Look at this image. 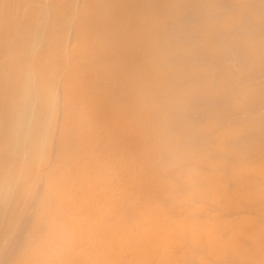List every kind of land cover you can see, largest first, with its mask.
<instances>
[{
	"label": "bare ground",
	"instance_id": "1",
	"mask_svg": "<svg viewBox=\"0 0 264 264\" xmlns=\"http://www.w3.org/2000/svg\"><path fill=\"white\" fill-rule=\"evenodd\" d=\"M73 1V0H71ZM68 0L67 1H63V0H0V57H5L6 59H4L6 65L8 66L9 70V74L7 76V78H4L2 75V71L1 69L3 70V68L6 66L3 65V63L0 64V67L3 65L2 68H0V126H1V129H0V211H2V215H0V231H1V225L5 228V232L3 231L2 234L4 233H8L11 229H6L9 225V223L11 224L9 227L12 226V220H13V223H14V216L16 218V216L18 215H15L16 212H18L17 210H21V200H20V197H21V191L22 190H25V188H23V181H24V178H22V175L24 174L23 170L25 168H27V172L28 170H32L33 169V166L34 163L36 160L38 161V156L36 155H39L42 153L43 155V150H44V144L47 142V137H46V134L48 135V127H50L48 123H50V121L52 120L51 117L53 116L52 115V109L54 108L53 106L55 105V97H54V85H55V82H56V78L58 77L57 72H60L58 71V68L61 69L62 68H65L66 64L70 63V60L73 59V63L76 61L78 64L76 65H73L72 63L69 65V66H72V68L68 69H61L65 72V70H68L66 71L65 73H63V75L67 74V77L64 76V78L66 77V81L64 80V83L65 85L63 84L62 86L63 89L65 90V95H66V100H65V103H66V107H67V111L65 110V112L67 113V118L66 120L64 121V124L63 127L65 128V126H67L68 128H72V126L78 128V131L79 132H76V133H79V139H78V143L79 142H83L84 140L86 141L88 139V142L89 140L91 139V137L95 138L96 140V136H100V135H95V132L98 130L102 131V132H106V131H110L109 129H111L112 125L115 123V122H118V120L120 119H125V124L126 123H129L131 122L133 127L130 126L131 128H135V131L133 129H128V131L125 133V131L127 130L128 128V124H126V130L122 133H124V146L126 145L129 149L128 151L130 152V158L131 156H134L136 154V151H138L139 153L143 152V151H139V149L141 148L142 150H144V152H146L147 154L151 155L154 154L157 150V147L159 145V140H150L148 137L149 135H152V134H147V132L149 130V126L152 125L151 124V121L153 120V117L152 115L150 116V112L149 111H153V110H159L162 106H165L166 109H169L171 108L170 106L173 105V103L176 101L175 98L178 96V97H184V96H187L185 97L186 101H187V98H188V94L186 93V91L184 90H180L178 89V86H181V85H178L179 82H178V75L177 73L175 72V70H172L174 67L170 68V63H169V57L172 53V46L170 44V40L168 38V35L167 33H165L164 31L160 32L161 30V26L166 22V21H170V11H168L169 14H167V8H168V5L169 7L171 5L174 4V2L176 3V0H172L171 1V5L168 4L167 7H165L164 5H162V2L161 3V0H88L89 2H86L87 6H84V9L83 7H80L82 8V10H80V8L78 7L77 10L79 11H82L79 15H78V12H76V7L74 2L76 0L73 1V3ZM87 1V0H86ZM205 1V4H209L210 6L213 5L214 1L215 0H204ZM202 1V2H204ZM226 1V0H224ZM77 2V1H76ZM178 2V1H177ZM184 2V0H183ZM199 2V1H198ZM201 2V3H202ZM70 3V4H69ZM72 3V5H71ZM186 3V1L184 2ZM183 3V5H184ZM69 4V5H68ZM84 3V5H86ZM176 4H180L182 5L181 1L179 3H176ZM197 4V3H196ZM203 4V3H202ZM77 5V3H76ZM175 5V4H174ZM83 6V5H82ZM185 6V5H184ZM183 6V8H184ZM174 7V6H173ZM178 7V6H176ZM182 7V6H181ZM75 8V9H73ZM172 8V7H171ZM186 8V7H185ZM215 8V7H214ZM75 10V14L73 10ZM179 9V8H178ZM176 9V11L178 10ZM73 11V13H72ZM183 11V10H182ZM174 13V12H172ZM178 13V11H177ZM74 15H77V16H74ZM172 15V14H171ZM176 15V14H175ZM180 15V14H179ZM234 15V14H233ZM242 15V14H241ZM240 15V16H241ZM252 25H250L251 29L250 30H256V31H262L264 32V15H258V14H252ZM73 16V17H72ZM177 16V15H176ZM236 15H234L235 17ZM173 17V16H171ZM233 16L229 18H227L226 20H223L224 21V27L225 26H228L231 22H233L234 18ZM75 18V20H74ZM177 18V17H175ZM174 18V19H175ZM238 19V18H237ZM236 19V20H237ZM177 20V19H176ZM173 21V19H172ZM222 21V22H223ZM72 22H74L75 25H73L74 27L76 26V28H74L75 32H76V41H78V45L76 44V50L75 52H72L69 54V56H66V48L63 47L64 46V38L66 37L65 33H64V30L65 28L67 27L68 28V24H73ZM171 22V21H170ZM174 22V21H173ZM168 23V22H167ZM172 23V22H171ZM170 23V25H171ZM69 24V25H70ZM178 24V23H177ZM182 24V23H181ZM206 24V23H205ZM166 25V24H165ZM179 25V24H178ZM193 25V24H192ZM72 26V27H73ZM169 26V25H168ZM176 26V25H175ZM71 28V26H69ZM164 27V25H163ZM188 27V26H187ZM160 28V29H159ZM167 28V27H166ZM173 28V27H171ZM186 28V27H185ZM191 28V27H190ZM195 28V27H194ZM197 28V27H196ZM200 28V27H199ZM205 28V27H204ZM168 29V28H167ZM189 29V28H188ZM208 29V28H207ZM67 30V29H66ZM65 30V31H66ZM69 30V28H68ZM71 30V29H70ZM164 30V29H163ZM173 30V29H172ZM187 30V29H186ZM185 30V31H186ZM198 30V29H197ZM201 30V29H200ZM166 31V30H165ZM174 31V30H173ZM191 31V30H190ZM239 31V30H238ZM167 32V31H166ZM170 32H171V29H170ZM237 31H235L236 33ZM67 33V32H66ZM169 33V32H168ZM189 33V32H188ZM243 33V32H241ZM185 35H187L185 32L183 33ZM189 35V34H188ZM240 35V34H239ZM238 35V36H239ZM65 36V37H64ZM68 36V35H67ZM171 36V34H170ZM184 36V35H182ZM213 36V35H212ZM74 37V38H75ZM180 37V36H179ZM174 38V36H173ZM178 38V37H177ZM186 38V37H185ZM184 38V40H185ZM204 38V36L202 37ZM208 38V35L207 37H205V39ZM172 39V38H170ZM180 39V38H179ZM175 41V42H178V40ZM213 39V38H211ZM67 40V39H66ZM65 40V42H66ZM183 40V41H184ZM208 40V39H207ZM73 41V39H72ZM182 41V40H181ZM198 41V40H197ZM210 41V40H209ZM209 41H205L204 43V49L207 51V52H210L211 50L215 49V46L213 45L212 42H209ZM249 41V40H248ZM203 42V40L201 41ZM173 43V41H172ZM187 43V42H185ZM196 43V42H195ZM66 44V43H65ZM176 44V43H174ZM173 44V46H174ZM198 44V43H197ZM216 44V43H215ZM177 45V44H176ZM224 45L228 48V49H231L233 50L232 51V59H236L237 61L236 62H240L239 63V66H243V67H246V66H258L261 65V61L258 60L260 58H258V50L255 46H264V39H259V38H255V39H252L251 42H246L245 43V46L243 48H240L238 45H235V43H224ZM66 46V45H65ZM180 46V45H179ZM185 46V45H184ZM197 46V45H196ZM202 46V44H201ZM176 47V46H174ZM181 47V46H180ZM194 47V46H193ZM65 48V49H64ZM179 48V47H178ZM183 49H179V51L183 50V51H186L184 49V47H182ZM200 48V47H199ZM264 48V47H262ZM198 49V48H197ZM202 49V48H201ZM202 49V50H204ZM217 49V48H216ZM257 51H256V50ZM64 50H65V53H64ZM176 51V50H175ZM178 51V50H177ZM182 51V53H183ZM193 51V50H192ZM215 51V50H214ZM187 52V51H186ZM190 52V51H189ZM188 52V53H189ZM204 52V51H202ZM69 53V52H68ZM176 53V52H175ZM206 53V52H205ZM215 53V52H214ZM66 54V55H65ZM173 54V53H172ZM192 54V53H191ZM210 54V53H209ZM180 55V54H179ZM215 55V54H213ZM222 55V54H221ZM172 56V55H171ZM178 56V55H177ZM201 56V55H200ZM209 56V55H207ZM68 57L69 60L67 59ZM211 57V56H210ZM80 58V63L79 61H77L76 59ZM83 58V60L81 59ZM172 58V57H171ZM179 58V57H178ZM207 59H209L208 57H206ZM1 59V58H0ZM187 59V58H186ZM204 59V58H203ZM213 57H211L210 60H212ZM66 60H68L66 63ZM172 60V59H171ZM185 60V58H184ZM189 60V58H188ZM82 61V62H81ZM190 61V60H189ZM175 62V61H174ZM182 62V61H181ZM4 63V64H5ZM66 63V64H65ZM184 63V62H183ZM223 63V62H222ZM258 63V64H257ZM192 64V62L190 63ZM66 65V66H64ZM173 65V64H172ZM182 65V64H181ZM184 65V64H183ZM64 66V67H63ZM68 66V67H69ZM174 66V65H173ZM194 65H192L193 67ZM186 67V66H185ZM188 67V68H187ZM186 68H183V70L180 72L181 73V76H189L190 74H194L193 71H196L194 68H189V64L187 65ZM195 67V66H194ZM198 68V67H197ZM59 69V70H60ZM202 69V68H201ZM209 69V68H208ZM181 70V69H180ZM179 71V70H178ZM199 71V69L197 70ZM201 72V71H200ZM213 72V71H212ZM205 73V72H204ZM189 74V75H188ZM197 75V74H196ZM6 76V75H5ZM185 76V77H186ZM193 76V75H191ZM201 76V75H200ZM190 77V76H189ZM199 77V76H198ZM202 77V76H201ZM195 78V77H193ZM187 80V79H185ZM203 80V79H202ZM198 81V80H197ZM207 81V80H206ZM178 82V83H177ZM182 82V81H181ZM57 83V82H56ZM185 83V82H183ZM193 82H191L192 84ZM195 83V82H194ZM204 84V83H203ZM183 85V84H182ZM188 85V84H187ZM260 85V86H259ZM258 85V88H255L253 90L251 89H248L249 91H251V94L255 95L254 93H257L258 97L260 96V99L262 97H264V83H260ZM203 86V85H202ZM183 87V86H182ZM190 87V86H188ZM180 88V87H179ZM199 88V87H198ZM197 88V89H198ZM59 89V88H58ZM201 89V88H200ZM207 89V88H206ZM57 90V89H56ZM60 90V89H59ZM62 90V89H61ZM180 91V92H179ZM248 91V92H249ZM57 92V91H56ZM188 92V91H187ZM61 93V92H60ZM127 95L128 99H127V102L126 103H122L120 102V99L119 96L120 95ZM64 95V94H63ZM190 95V94H189ZM262 96V97H261ZM126 97V96H125ZM197 97V96H196ZM212 97V96H211ZM228 96H225L224 97V104H228ZM179 98V99H180ZM214 98V97H213ZM221 98V97H220ZM123 99H125L123 97ZM177 99V98H176ZM183 99V98H182ZM257 99V98H256ZM175 100V101H174ZM217 100V99H216ZM230 100V99H229ZM123 101V100H121ZM178 101V99H177ZM185 101V100H184ZM192 101V100H191ZM223 101V99H222ZM228 101V102H227ZM256 102L258 100H255ZM182 102V101H181ZM255 102V103H256ZM60 103V102H59ZM232 103V102H231ZM235 103V102H234ZM253 103V104H255ZM262 103V101H261ZM182 104V103H181ZM257 104V103H256ZM260 104V103H259ZM178 105V104H176ZM191 105V104H189ZM230 105L232 108H239L237 105L235 104H228ZM175 106V105H174ZM173 106V107H174ZM229 106V107H230ZM255 106V105H254ZM62 107V106H61ZM64 107V106H63ZM165 107H162L165 109ZM58 108V107H57ZM65 109V108H64ZM181 109V108H180ZM185 109V108H184ZM177 110V109H176ZM161 111V109H160ZM159 111V113H160ZM167 111V110H166ZM164 111V112H166ZM171 111V110H169ZM183 111V110H182ZM239 111V110H238ZM62 112V111H61ZM163 112V110H162ZM161 112V113H162ZM163 112V113H164ZM172 112V111H171ZM184 112V111H183ZM181 112V113H183ZM152 113V112H151ZM160 113V114H161ZM169 113V112H168ZM176 113V112H175ZM178 113V112H177ZM180 113V111H179ZM55 114V113H54ZM155 114H157L155 112ZM167 114V113H166ZM66 115V114H65ZM64 115V116H65ZM63 116V115H62ZM155 116V115H154ZM165 116V115H164ZM175 116H178L175 115ZM50 117V119H49ZM157 117V116H156ZM172 117V116H171ZM183 117V116H182ZM155 118V117H154ZM159 118V117H158ZM161 118V117H160ZM170 118V116H169ZM168 119V118H167ZM171 119V118H170ZM49 120V121H48ZM54 120V119H53ZM157 120V118H156ZM155 120V121H156ZM164 120V119H163ZM61 121V120H60ZM61 121V122H63ZM162 121V120H161ZM168 121H171V120H168ZM52 122V121H51ZM56 122V121H55ZM89 123L90 125V128L86 127L85 126V123ZM160 122V121H159ZM158 122V123H159ZM175 122V121H174ZM257 122H260L259 126L256 127H252V129H249V130H252L250 131L251 132V135L253 136H248V137H241V139H238V144L236 145V147L238 146V149L240 152V156H241V160L242 161L241 163H243L245 165V162L247 160V163L248 161L251 162L250 159H253L254 156H252L253 154L254 155H257V153L255 154V151L254 150V146H253V143L251 144L248 140L249 138L251 137H254L256 136L257 138H264V117H262V120L260 119L259 121ZM256 122V123H257ZM119 123V122H118ZM130 123V125H131ZM157 123V121H156ZM171 123V122H170ZM117 125V123H115ZM180 124V123H179ZM242 124V123H241ZM253 124V123H252ZM115 125V126H116ZM122 125V124H121ZM154 125V124H153ZM247 125V124H246ZM166 126V125H165ZM164 126V127H165ZM168 126V125H167ZM66 127V128H67ZM117 127V126H116ZM124 128V126H122ZM129 127V128H130ZM159 127V126H158ZM172 127V126H171ZM180 127V126H179ZM51 128V127H50ZM60 128V127H59ZM86 128L88 130H86ZM161 128V126H160ZM47 129V130H46ZM90 129V131H89ZM113 129V128H112ZM166 129V128H165ZM247 129V130H248ZM66 130V129H65ZM64 130V133L66 134ZM74 130V129H73ZM117 130V129H115ZM124 130V129H123ZM153 131V129H151ZM160 130V129H159ZM167 130V129H166ZM172 130V129H171ZM183 130V129H182ZM181 130V131H182ZM68 131V130H66ZM71 131V130H70ZM68 131V132H70ZM77 131V130H76ZM112 131V130H111ZM130 131H133L135 133H132ZM243 131V130H242ZM52 132H53V129H52ZM51 132V133H52ZM60 133V131H58ZM63 132V131H61ZM101 132V133H102ZM116 132V131H115ZM148 132V133H149ZM163 131L161 130V133ZM167 132V131H166ZM169 132V130H168ZM171 132V131H170ZM233 132V131H232ZM240 132V131H239ZM244 132V131H243ZM72 133V132H71ZM98 133V132H97ZM122 133H121V136H122ZM245 133V132H244ZM50 134V132H49ZM53 134V133H52ZM68 134V133H67ZM70 134V133H69ZM160 134V133H159ZM168 134V133H167ZM105 135V134H103ZM102 135V136H103ZM109 135V134H108ZM164 135V134H163ZM173 135V134H172ZM227 135V134H226ZM239 135V134H238ZM245 136H247L246 134H244ZM243 135V136H244ZM249 135V134H248ZM61 136V135H60ZM70 136V135H69ZM113 136V135H112ZM118 136V135H116ZM154 136V134H153ZM158 136V135H156ZM50 137V136H49ZM62 137H64L62 135ZM74 138V135L72 136ZM106 137V135H105ZM160 137V136H159ZM178 137V136H177ZM235 137V136H234ZM46 138V139H45ZM77 138V137H76ZM75 138V139H76ZM152 138V137H150ZM163 138V136H162ZM168 138V137H166ZM230 138V137H229ZM44 139L46 142H44ZM66 139V138H65ZM68 139V138H67ZM71 139V138H69ZM98 139V138H97ZM100 139V138H99ZM102 139V137H101ZM113 139V138H112ZM116 139V138H114ZM119 139H121V137H119ZM123 139V138H122ZM121 139V140H122ZM155 139V138H154ZM159 139V138H158ZM161 139V138H160ZM222 139V138H221ZM63 140V139H62ZM73 140V139H72ZM93 140V139H91ZM93 140V141H95ZM109 140V139H108ZM119 140V142L121 141ZM138 140L137 142V148L138 150H136V145H133L134 142ZM163 139H161L160 141H162ZM166 140H169V139H166ZM165 140V141H166ZM176 140V139H175ZM227 140V139H226ZM65 141V140H63ZM77 142V140H75ZM74 141V142H75ZM84 141V142H85ZM97 141V140H96ZM113 141V140H112ZM171 141H173L171 139ZM182 141V140H181ZM215 141V140H214ZM44 142V143H43ZM62 142V141H61ZM72 142V141H71ZM87 142V141H86ZM118 142V143H119ZM123 142V141H122ZM191 142V141H190ZM216 142V141H215ZM233 142V140H232ZM232 142H231V145H232ZM262 142V140H261ZM43 143V145H42ZM63 143V142H62ZM91 143V142H90ZM98 143V142H97ZM101 143V142H100ZM111 143V142H110ZM214 143V142H213ZM68 144V143H67ZM77 144V143H76ZM82 144V143H81ZM88 145V143H85ZM92 144V143H91ZM90 144V145H91ZM113 144V143H112ZM121 143V145H123ZM136 144V143H135ZM164 145V143H161V145ZM174 144V143H173ZM176 144V143H175ZM72 145H74L72 143ZM80 145V144H78ZM116 145V144H115ZM196 145V144H195ZM198 145V144H197ZM200 145V144H199ZM214 145V144H213ZM217 145V144H216ZM261 145V144H260ZM259 145V147H260ZM43 148V150L40 152V148ZM46 146V145H45ZM50 146V145H49ZM65 146V144H64ZM93 146V145H92ZM98 146V145H97ZM108 146V143L107 145L105 146V148H107ZM111 146V145H110ZM175 146V145H173ZM173 146H170L171 149ZM183 146V145H182ZM190 146V145H189ZM193 146V145H192ZM202 146V145H201ZM70 147V146H69ZM76 147V146H74ZM90 147V146H89ZM104 147V146H103ZM118 147V146H117ZM161 147V146H160ZM230 147V146H229ZM236 147H235V150L233 149L232 152L236 151ZM262 148H264V146L261 145ZM41 148V149H42ZM59 147H57V150H58ZM60 148L62 149V147L60 146ZM79 148V147H78ZM96 148V147H95ZM98 148V147H97ZM96 148V149H97ZM100 148V147H99ZM102 148V147H101ZM110 148V147H109ZM115 148V147H114ZM162 148V147H161ZM234 148V147H233ZM64 149V148H63ZM62 149V150H63ZM66 149V148H65ZM73 149V147H72ZM80 149V148H79ZM82 149V147H81ZM86 149V148H85ZM90 150V148H88ZM113 149V147H112ZM111 149V150H112ZM121 149V148H120ZM170 149V148H169ZM180 149V148H179ZM237 149V150H238ZM69 150V148H68ZM67 150V151H68ZM83 150V149H82ZM81 150V151H82ZM100 150V149H99ZM103 150V149H102ZM124 150V149H123ZM186 150V149H185ZM208 150V149H206ZM219 150V149H218ZM221 150V149H220ZM226 150V149H225ZM241 150V151H240ZM73 151V150H72ZM80 151V150H79ZM86 151V150H85ZM91 151V150H90ZM97 151V150H96ZM107 151V150H106ZM164 151V150H163ZM180 151V150H179ZM197 151V150H196ZM231 151V150H230ZM254 151V152H253ZM38 152H40L38 154ZM46 152V151H45ZM59 152H60V149H59ZM59 152L57 153L59 155ZM64 152V151H63ZM61 154V156L63 154H65V152ZM88 152V151H87ZM94 152V151H92ZM109 152V151H108ZM113 152V151H112ZM143 152V153H144ZM159 152V151H158ZM171 152V150H170ZM173 152V153H172ZM172 154H175L174 151L172 150ZM257 152V151H256ZM68 153V152H67ZM66 153V154H67ZM77 153V152H75ZM105 153V152H104ZM120 153V152H119ZM146 153L145 156H146ZM184 153V152H183ZM192 153V152H191ZM228 153V152H227ZM259 153V152H258ZM48 154V153H46ZM56 154V155H57ZM65 154V155H66ZM69 154V153H68ZM99 154V153H98ZM111 154V153H110ZM123 154V153H122ZM129 154L128 155V158H129ZM161 154V153H159ZM163 154V153H162ZM232 154V153H231ZM238 154V153H236ZM234 153L233 156H236V159H237V155ZM239 154H238V158H239ZM57 155V158H59V156ZM65 155L63 156L62 159L65 158ZM72 155V154H71ZM74 155V154H73ZM90 155V154H89ZM96 155V154H95ZM93 155V156H95ZM102 155V154H101ZM125 155V153H124ZM137 155L138 153L135 155L136 158H137ZM141 155V154H140ZM138 155V156H140ZM169 155L171 156V154L169 153ZM252 158H251V156ZM259 155V154H258ZM257 155V156H258ZM79 156V155H78ZM114 158H115V155H113ZM134 156V158H135ZM142 156V155H141ZM164 156V155H163ZM174 156V155H173ZM176 156V154H175ZM178 156V155H177ZM196 156V155H195ZM194 156V158H195ZM250 156V158H249ZM262 156H264V153H262ZM262 156L260 155V159L262 158ZM38 158V159H35ZM42 158V156H41ZM75 156H73V160H74ZM88 158V156H87ZM85 159L84 160H79L81 161L80 164H77L76 166V176L78 178H80L82 181L86 182V178H87V181L88 179L91 177L92 175V179H93V176H94V179H98V182L100 183L101 186H104L105 189H106V186H108L109 183H111V178L113 173H112V170L110 169L108 171V173H104L105 174V178H103L102 176H100V172L101 169L104 167V164H103V167L100 169V172H98L97 170H94L95 169V166H96V169L99 168V166L97 167V163L95 161L92 162V159H91V156H89V160L88 159ZM100 158H102V156H100ZM103 158L106 159V156H103ZM108 158H109V155H108ZM107 158V159H108ZM123 158V156H122ZM135 158V159H136ZM162 158V156H161ZM184 158V156H183ZM186 158V156H185ZM184 158V159H185ZM198 158V156H197ZM211 158V156H210ZM259 158V156H258ZM47 159V158H46ZM77 159V158H76ZM106 159V160H107ZM112 159V158H111ZM110 159V160H111ZM121 159V158H120ZM124 159V158H123ZM149 159V158H148ZM151 160L153 158H150ZM149 159V160H150ZM165 159H166V156H165ZM182 159V156L181 158ZM200 159V158H199ZM207 158H205L206 160ZM232 159V158H231ZM259 159V160H260ZM35 160V161H34ZM43 160V159H42ZM61 160V159H60ZM66 160V161H65ZM65 160H61V162H67L68 160V163H69V160L70 159H65ZM78 160V159H77ZM91 160V161H90ZM94 160V158H93ZM101 160V159H100ZM116 160V159H115ZM118 160V159H117ZM126 160V159H125ZM147 160V158H146ZM151 160L148 162V165H150L151 163ZM169 160V159H168ZM238 160V161H239ZM257 159V162L259 161ZM55 161V160H54ZM58 161V160H57ZM72 161V160H71ZM97 161V160H96ZM109 161V159H108ZM113 161V160H112ZM111 161V162H112ZM119 161V160H118ZM134 161V160H133ZM142 162V160H140ZM144 161V160H143ZM160 161V159H159ZM164 161V160H163ZM198 161V160H197ZM203 161V160H201ZM254 161V160H252ZM64 162V163H65ZM74 162V161H72ZM78 162V161H76ZM123 162V160L121 161V163ZM132 162V161H131ZM146 162V161H145ZM162 162V161H161ZM166 162V161H165ZM174 162V161H173ZM176 162V161H175ZM180 162V161H179ZM193 162V161H192ZM233 162V161H232ZM256 162V156H255V162L254 163H257ZM261 164L257 163L258 166L256 165V167H254V169H251V171L253 172L252 174H254V176H258L260 175L261 177L264 176V159H262L261 161H259ZM48 163V162H47ZM66 163V164H68ZM90 164V167L89 169H93L92 171L88 170L87 168L89 167L88 164ZM96 165H95V164ZM117 163V162H115ZM127 163V162H126ZM150 163V164H149ZM160 163V162H159ZM194 163V162H193ZM246 163V164H247ZM23 164H26V165H31V166H28L26 167V165H23ZM57 164V163H56ZM70 164V163H69ZM93 164V165H92ZM105 164H106V161H105ZM108 164V163H107ZM119 164V163H118ZM123 164H125L123 162ZM129 165V163H127ZM131 164V163H130ZM135 164V163H134ZM154 164V163H153ZM164 164V163H163ZM172 164V163H170ZM177 164V163H175ZM180 164V163H178ZM183 164V163H182ZM189 164V163H188ZM187 164V165H188ZM243 164H241L240 166H242ZM79 165V166H78ZM87 165V166H86ZM102 165V164H100ZM126 165V166H128ZM145 165V164H143ZM147 165V164H146ZM160 165V164H159ZM167 165V164H166ZM185 165V164H184ZM237 165V166H236ZM239 164H235L236 167L239 168L238 166ZM243 165V166H244ZM35 166V165H34ZM38 165H36L37 167ZM42 166V165H41ZM161 166V165H160ZM175 166V165H174ZM191 166V165H190ZM198 166V165H197ZM246 166V165H245ZM39 167V166H38ZM55 167V166H54ZM61 167V165H60ZM73 167V166H72ZM93 167V168H92ZM109 167V166H108ZM117 167V166H116ZM122 167H125V166H121L119 168H121L122 170L124 168ZM140 167V166H139ZM147 167V166H146ZM150 167V166H148ZM166 167V166H165ZM182 167V166H181ZM62 168H64L62 166ZM70 168V167H69ZM105 168V167H104ZM132 168V167H131ZM153 168V167H152ZM232 168V167H231ZM235 168V167H233ZM232 168V169H233ZM244 168H246L245 170H243ZM242 167L241 171H246L248 169V167ZM61 169V168H60ZM71 169V168H70ZM120 169V170H121ZM126 170H128L126 167H125ZM134 169V168H133ZM139 169V168H138ZM145 170V167L142 168ZM141 169V170H142ZM148 169V168H147ZM167 169H170L169 166L167 167ZM166 169V170H167ZM176 169V168H175ZM183 169V168H182ZM190 169V167H189ZM194 170V168H192ZM231 169V172H233ZM237 169V168H236ZM26 170V169H25ZM24 170V171H25ZM29 170V171H30ZM87 170V171H86ZM136 170V169H135ZM165 170V169H164ZM163 170V171H164ZM207 170V169H206ZM235 170V169H233ZM238 170V169H237ZM42 171V170H41ZM53 171V170H52ZM58 171V170H56ZM73 171V173L75 172ZM90 171V172H88ZM131 171V170H130ZM174 171V169H173ZM197 171V170H196ZM240 171V170H239ZM242 171V172H243ZM248 171L247 170V174H248ZM250 171V173H251ZM26 172V174H27ZM32 172H35V170H33ZM31 172V173H32ZM55 172V171H54ZM66 171L62 172L63 174L65 173ZM115 172V171H113ZM133 171H131V173H133ZM146 171H144L145 173ZM159 172V171H158ZM175 172V171H174ZM173 172V173H174ZM181 172V171H180ZM185 172V171H184ZM195 172V171H194ZM194 172H190L188 175H194L192 173ZM242 172H240V174H242ZM41 173V172H40ZM49 173V172H48ZM57 173V172H56ZM71 172H69V175H70ZM89 173V174H88ZM126 173V171L124 172ZM129 173V172H128ZM142 173V171H141ZM143 173V174H144ZM161 173V171H160ZM168 173V172H167ZM171 173V171H170ZM198 173V172H197ZM249 173V174H250ZM256 173V175H255ZM137 174V173H136ZM154 174V173H153ZM153 174L151 177H153ZM178 174V173H177ZM199 174V173H198ZM205 174V173H204ZM212 174V173H211ZM210 174V175H211ZM232 174V173H231ZM235 174V173H234ZM239 174V172L237 173L238 176L241 177V175ZM251 174V175H252ZM65 175H68V172L67 174L65 173ZM88 175L90 176L88 178ZM147 175V173H146ZM197 175V174H196ZM214 175V174H213ZM212 175V176H213ZM220 175V174H219ZM230 175V174H229ZM244 175V173H243ZM242 175V177L246 180H249L248 178H245L244 176ZM24 176V175H23ZM27 176V175H25ZM33 177V174L30 175ZM37 176V175H36ZM133 176H136V175H133ZM142 176V175H141ZM145 176V175H144ZM163 176V175H162ZM181 176V175H180ZM232 176V175H231ZM236 176V175H235ZM236 176V177H238ZM253 176V175H252ZM251 176L252 179H254L253 177ZM256 176V177H257ZM260 176H258V178H260ZM31 177V178H32ZM54 177V176H53ZM60 177V175H59ZM70 177V176H69ZM68 177V178H69ZM72 177V176H71ZM115 177V176H114ZM129 177L131 178L132 177V174L129 175ZM150 177V176H149ZM150 177V178H151ZM175 177V176H174ZM233 177V176H232ZM235 177V178H236ZM239 177V178H240ZM241 177V178H242ZM50 178V177H49ZM62 179H59L61 180L60 181V184H55V187L57 189L58 186H60V188H62V183H63V186L65 185H68L69 183V179L68 178H65V177H61ZM121 178V177H119ZM124 178V177H123ZM128 178V177H127ZM168 178V177H167ZM170 178V177H169ZM173 178V177H172ZM179 178V177H178ZM190 178V177H189ZM220 178H222V176H220ZM220 178H216V177H210L209 179L206 178V181H205V178L204 177H201V179L203 181H205V184L206 185V189L208 191L209 194H211L210 197H213L214 199L217 198V197H222V198H225L226 196V200L228 198V200L230 199V204H225L228 208H225L227 211H232L234 207H236V205H234V201H235V195L240 191L239 189H243L244 188V191H242V193H245L244 195H242V193L239 195L238 193V198L240 199L239 201L241 203H243V200L245 202V204H247V208L248 209H255L256 210V207H257V210L258 212H264V209H261L262 205V200H264V187H259V188H255L256 190L258 189L259 192L256 190L253 189L254 192L251 193L252 191V188H250L249 186H252V184H256L257 187L259 186L257 183H252V179L250 180L251 182L248 183L247 182H244V179H240V180H237L235 181L236 179L235 178H232V179H235L234 181L237 182V186L235 184V190H233V192H237V193H232L231 190H227V187L224 188L227 184L226 183H223V182H226L224 179L225 178H222V180ZM230 178V177H229ZM249 178H250V175H249ZM264 178V177H262ZM29 179V178H28ZM40 179V178H39ZM91 178L89 180H92ZM93 179V180H94ZM116 179V177H115ZM118 179V178H117ZM134 180V178H132ZM131 179V180H132ZM137 179V176L136 178ZM184 179V178H183ZM186 179V178H185ZM200 179V178H199ZM230 179V180H232ZM23 180V181H21ZM51 180V179H49ZM59 180H56L57 182ZM71 180V179H70ZM92 180V181H93ZM160 180H163V179H160ZM228 180V179H227ZM258 180H262V179H258ZM55 181V182H56ZM118 181V180H117ZM136 181V180H135ZM151 181V180H150ZM181 181V180H180ZM183 181V180H182ZM187 181V180H186ZM190 181H191V178H190ZM229 181V180H228ZM227 181V182H228ZM23 182V183H22ZM26 182V181H25ZM32 182V181H31ZM44 182V181H43ZM53 182V183H55ZM56 182V183H57ZM75 182V181H74ZM79 182V181H78ZM84 182H83V185H84ZM90 181L87 182V184L89 183ZM95 182V181H94ZM113 182V180H112ZM131 182V181H130ZM142 182V181H141ZM162 182H165L162 181ZM162 182L160 183L159 181H157V186L158 185H162ZM173 182V181H172ZM189 182V180H188ZM193 181L189 182L188 184L191 185ZM197 182V181H196ZM234 182V183H235ZM255 182V181H254ZM262 182H264V180H262ZM45 183V182H44ZM47 183V182H46ZM51 183V182H50ZM120 183V182H119ZM132 183H137V182H132ZM130 183V184H132ZM143 183V182H142ZM155 183V184H156ZM160 183V184H159ZM167 183V181H166ZM252 183V184H251ZM27 184V183H26ZM29 184V183H28ZM48 184V183H47ZM73 184V183H71ZM82 184V183H81ZM85 184L87 187L88 185ZM93 184V183H91ZM151 184V183H150ZM170 184V183H169ZM167 184V185H169ZM179 184V183H178ZM182 184V183H181ZM180 184V185H181ZM187 184V185H188ZM202 184V183H201ZM225 184V186H224ZM250 184V185H249ZM52 185L54 184H51V187H47V192H48V189H50L51 191V188ZM90 185V184H89ZM118 185V184H117ZM136 184H134L135 186ZM154 184H152L153 186ZM171 185V184H170ZM188 185V186H189ZM261 185V184H260ZM26 186V185H25ZM33 186V185H32ZM94 186V185H93ZM100 186V187H101ZM120 186V185H119ZM126 186V185H125ZM156 186V185H155ZM185 186V185H184ZM183 186V187H184ZM197 186V185H196ZM264 186V185H262ZM30 187V186H29ZM45 187V186H44ZM71 187V185H70ZM70 187H63L66 194L63 193L64 190H63V194L66 195L63 196L61 195L62 197H65V199L68 197V199H73L72 201H70L72 204L75 203L77 205V209L76 211H74L73 213H75V216H82V214H84L85 212H88L90 214V216H92L93 220H102L104 219L107 214L110 215L109 211H110V208H108L107 206L108 205H105L104 208H99L97 205H95L93 199V195L96 194H92L90 192V190H86L88 191L87 195H90L91 197L88 198V196H85V197H80V198H74L72 197L71 195H67V191L70 189ZM111 187V186H110ZM109 187V188H110ZM116 187V185H115ZM145 187V186H143ZM142 187V189H143ZM194 187V186H193ZM229 187V186H228ZM249 187V189L251 190H247ZM253 187V186H252ZM23 188V189H22ZM27 188V187H26ZM59 188V187H58ZM62 188V189H63ZM68 188V189H67ZM71 188H74V185H72ZM90 188V187H89ZM120 188V187H119ZM160 188V187H159ZM179 188V186H178ZM247 188V189H246ZM86 189V188H85ZM102 189V188H101ZM103 189V192L104 190ZM127 189L128 191H125V195L127 196L126 192H130L131 190L128 188H125ZM199 189V188H198ZM197 189V190H198ZM201 189V188H200ZM230 189V187H229ZM28 190V189H27ZM54 190V193H57L59 192V194H54L53 191H51V195L50 193L48 192V196L52 199L54 197H56L57 195L59 196L60 195V192L62 191H55V189H52ZM76 190V189H75ZM79 190V189H78ZM118 190V189H117ZM130 190V191H129ZM136 190V189H135ZM149 190V189H148ZM156 190V189H155ZM164 190V189H163ZM178 190V189H176ZM193 190V188H192ZM70 191V190H69ZM68 191V192H69ZM102 191V190H101ZM100 191V193H101ZM106 191V190H105ZM116 191V190H114ZM120 191V190H119ZM122 191V190H121ZM140 191V190H139ZM150 191V190H149ZM152 191V189H151ZM160 191V190H159ZM171 191V190H170ZM175 191V189H174ZM172 191V192H174ZM179 191V190H178ZM176 191V192H178ZM200 191V190H199ZM228 191L229 192V195H228ZM250 191V193H249ZM74 192V190H73ZM81 192V191H80ZM118 192V191H117ZM116 192V193H117ZM141 192V191H140ZM146 192V191H144ZM153 192V191H152ZM163 192V191H162ZM166 192V191H165ZM171 192V193H172ZM196 192V190L194 191ZM248 192V193H246ZM17 193V195H16ZM21 193V194H20ZM24 193V191H23ZM30 193V192H29ZM46 192L44 191V194ZM75 193V192H74ZM114 193V192H113ZM120 193V192H118ZM131 193V192H130ZM180 193V192H179ZM32 194V192H31ZM47 194V193H46ZM86 194V193H84ZM102 194V193H101ZM107 194V193H106ZM105 196H108L106 195ZM141 194V193H140ZM149 194V192H148ZM147 194V195H148ZM155 194V193H154ZM164 194V193H163ZM193 194V193H192ZM204 194V193H203ZM231 194L233 196H231ZM30 195V194H29ZM56 195V196H55ZM81 195V194H80ZM146 195V194H145ZM172 195V194H171ZM183 195V194H182ZM206 195V194H205ZM220 195V196H219ZM225 195V196H224ZM246 195V196H245ZM17 196V197H16ZM20 196V197H19ZM24 196V194H23ZM54 196V197H52ZM57 196V197H58ZM59 197L57 198L56 200H58L59 202L61 201V199H64L62 197ZM104 196V195H103ZM150 196V195H149ZM168 196V195H166ZM203 196V195H202ZM224 196V197H223ZM237 196V195H236ZM239 196H242V197H239ZM244 196V198H243ZM13 197H15V199H17L19 197V203H20V206H18V203L15 204L16 206L18 207H15V210L16 212L14 211V208L12 207V209H9L11 205V203H13V201L15 202V200H13ZM37 197V196H36ZM47 197V195L45 196ZM48 197V198H49ZM97 197V196H96ZM101 197V196H100ZM111 197V196H110ZM136 197H137V194H136ZM141 197V196H140ZM148 197V196H147ZM157 197V196H156ZM164 197V196H163ZM207 197V196H206ZM231 197H234L231 198ZM49 198V199H50ZM109 197H107V200H108ZM119 198V197H118ZM154 198V197H153ZM237 198V199H238ZM48 199V200H49ZM97 199V198H96ZM95 199V201H96ZM105 200V198H103ZM114 199V198H113ZM117 199V198H116ZM132 199V198H131ZM141 199V198H140ZM155 199H158V198H155ZM159 199H160V196H159ZM200 199V198H199ZM233 201H232V200ZM236 199V200H237ZM243 199V200H242ZM257 201H256V200ZM261 199V201L259 200ZM13 200V201H12ZM47 200V198H46ZM55 200V199H53ZM112 200V199H111ZM110 200V201H111ZM153 200V199H152ZM17 201V200H16ZM23 201V200H22ZM28 201V199H27ZM39 201V200H38ZM100 201V200H99ZM109 201V200H108ZM109 201V203H110ZM113 201V200H112ZM148 201V200H147ZM147 201H145V204L147 203ZM156 201V200H154ZM160 200H157L156 203L158 204ZM168 201V199H167ZM210 201H212L210 199ZM260 203L261 202V206L260 205H257L256 203ZM260 201V202H258ZM37 202V201H36ZM44 202V201H43ZM50 202V201H49ZM62 202V201H61ZM69 202V201H68ZM125 202H126V199H125ZM135 202V201H134ZM175 202V201H174ZM208 202V200H207ZM225 202V201H224ZM233 202V203H231ZM254 202V203H252ZM94 203V204H93ZM123 203V202H122ZM150 203V204H149ZM149 205H147L148 209L146 208V215L143 213V215L145 216V218L147 220H144L146 221L145 225L146 227L144 228V231L142 232V234L139 236L141 237V239H137V246L135 244V242L133 243L135 246H136V249H135V246H134V250H133V253L134 255L131 256L130 260H129V264H148L150 263L154 258H155V255H158L159 253V260L156 264H175L172 260H174L175 262L176 261V257H175V253L176 251H174V248L177 244V240H178V237H177V240L175 239L177 236L176 234L178 233L179 235H181V237L183 236L184 237V232L187 231V233H185V236H187L188 233H192L191 234V237L190 235L188 236V238L190 237V241L188 239V241L190 242V244L192 245L193 248L197 247V248H207L209 251L208 254H212L211 256L213 257H220L222 256L221 254L223 253L222 251H224L226 253V251L228 250L230 254H234V260L237 258L239 260H242L244 259V262L242 263V261L240 262V264H247L245 262H247L246 260H248V262H252L254 264H262V260L260 261V259H264V223H262V225L260 226V223L262 222V220H264V217H261V221L260 220H257L256 222V218L254 219V221L250 222V220H253V218H244V219H238V220H242V221H238L241 222V225L245 224L244 226H241V227H238L237 229V232H236V226L234 228V232L235 234L229 236V237H225V238H221V234L219 235L220 231L219 229L217 228H221V226H219L220 224H215V226H213L214 224L213 223H208V224H204V225H198L196 226L197 224H195L194 222H191L193 221V219H191V216L190 215H187V216H184L185 217V220H182L181 218H183V216L180 218V219H175L176 221H174V219H170L168 217H166V213H162L164 210L160 209L161 208V205L162 203H159L158 205L160 207L157 206V204L155 205L154 202L150 201ZM152 203V204H151ZM176 203V202H175ZM174 203V204H175ZM192 203V202H191ZM25 204V203H24ZM59 204V203H58ZM69 204V203H67ZM105 204H107V202H105ZM111 204V203H110ZM166 204V203H165ZM189 204V203H188ZM197 204V203H196ZM200 204V203H199ZM237 204V203H236ZM253 204V206L251 205ZM255 204V206H254ZM28 205V204H27ZM52 205V204H51ZM63 205V204H61ZM138 205V204H137ZM155 205V206H154ZM183 205V204H182ZM203 205V204H202ZM206 205V204H205ZM251 205V206H250ZM47 205L43 203V208L45 210V208ZM67 206V205H65ZM113 206V205H112ZM157 206V207H156ZM187 206V205H186ZM192 206V205H191ZM208 206V205H207ZM234 206L232 209L231 207ZM243 206V205H241ZM28 207V206H27ZM58 207V206H57ZM56 207V208H57ZM64 207V205H63ZM68 207V206H67ZM124 207V206H122ZM126 207V206H125ZM132 207V206H130ZM135 207V205L133 206V208ZM175 207V206H174ZM239 207V206H238ZM252 207H255V208H252ZM259 207V208H258ZM18 208V209H17ZM38 208V207H37ZM71 208V207H69ZM76 208V207H73L72 208V211L73 209ZM113 208V207H112ZM137 208V207H136ZM158 208L161 210H158ZM29 209V208H28ZM48 209V208H47ZM64 209V212L67 211L66 208H63ZM135 209V208H134ZM140 209V208H138ZM211 209V208H210ZM220 209V208H219ZM224 209V210H225ZM240 209V208H239ZM260 209V211H259ZM42 210V209H41ZM40 210V211H41ZM43 210V211H44ZM56 210V209H54ZM61 210V209H59ZM70 210V209H68ZM75 210V209H74ZM111 210H116L115 209H111ZM128 210V209H127ZM136 210V209H135ZM132 209V213L135 211ZM176 210V209H175ZM197 210V209H196ZM207 210V209H206ZM225 210V211H226ZM256 210V211H257ZM23 211V210H22ZM21 211V212H22ZM57 211V210H56ZM120 211V210H119ZM121 211H123L121 209ZM137 211V210H136ZM212 211V210H211ZM226 211V212H227ZM20 212V213H21ZM45 212V211H44ZM50 212H52L50 214ZM48 212V217L52 216L51 218H49L48 220V223L51 227L48 226V229L49 228H54L53 230H55V227H58L59 229L62 228L63 224L62 223V226H60V224L57 226L54 224V221L52 220V218H55L53 215V211H50ZM116 212V211H115ZM113 211V213H115ZM128 212V211H127ZM130 212V211H129ZM142 212V211H141ZM165 212V211H164ZM244 212V211H243ZM254 212V211H253ZM42 213V212H41ZM63 213V212H62ZM112 211H111V214H113ZM189 213V212H188ZM205 213V212H204ZM232 213V212H231ZM236 213V212H235ZM234 213V214H235ZM18 214V213H16ZM53 214V215H52ZM65 214V213H64ZM71 213H68V217L72 216L70 215ZM116 214V213H115ZM126 214V213H125ZM173 214V213H172ZM221 214V213H220ZM108 215V216H109ZM134 215V213H133ZM164 215V216H163ZM259 215V214H258ZM23 216V215H22ZM67 216V215H66ZM74 214H73V217H75ZM108 216H107V220L109 222V219H108ZM117 216V215H116ZM120 216V215H119ZM124 216V215H123ZM137 216V214H136ZM198 216V215H197ZM245 216V215H244ZM72 217V218H73ZM113 217V215L110 217V219ZM115 217V216H114ZM129 217V215H128ZM131 217V216H130ZM139 217V216H138ZM163 217H166L168 219L165 220V218ZM175 217V216H174ZM187 217V219H186ZM228 217V216H227ZM18 218V217H17ZM76 218V217H75ZM75 218L73 219V223H77V220H75ZM88 218V217H87ZM118 218V217H117ZM121 218V216H120ZM127 218V217H126ZM135 216L133 217V219L130 218V223H134L133 220H134ZM140 218V217H139ZM200 218V217H199ZM220 218V217H219ZM229 218V217H228ZM239 218H243V217H239ZM66 219V218H65ZM68 219V218H67ZM71 218H69L68 221H71L70 220ZM91 219V217H90ZM170 219V220H169ZM211 219V218H210ZM214 219V218H213ZM218 219V218H217ZM226 219V218H225ZM230 219V218H229ZM19 220V219H18ZM85 220V219H84ZM105 219V221H107ZM119 220V219H118ZM122 220V219H121ZM132 220V221H131ZM143 220V219H142ZM169 220V222H168ZM191 220V221H190ZM219 220V219H218ZM46 221V220H45ZM91 221V220H90ZM136 221V220H134ZM140 221H141V218H140ZM143 221V222H144ZM172 221V222H171ZM237 221L236 219L234 220V222L231 223V225H233L232 227H234V225L237 224ZM20 222V221H19ZM42 222V221H41ZM52 224H51V223ZM85 222V221H84ZM88 222V221H87ZM114 222V221H113ZM121 222V221H119ZM119 222H118V225L117 223H114L117 228L120 227L119 225ZM128 221H126L125 223H128ZM195 224L196 227L199 228L200 230V226H204L206 228H202V230H200V232L198 231V228L196 230V227L191 226V224ZM214 222V221H213ZM226 222V221H225ZM230 222V221H229ZM236 222V223H235ZM243 222V223H242ZM248 222H250L251 224L252 223H256L254 225L251 226V224L249 225V227L251 226L252 228H249L248 227ZM259 222V223H258ZM36 223V222H35ZM56 223V222H55ZM66 223V222H65ZM72 223V221H71ZM75 223V224H76ZM94 223H97V222H94ZM93 223V224H94ZM99 223V222H98ZM122 223V222H121ZM124 223V222H123ZM137 223H138V220H137ZM203 223V222H202ZM220 223V222H219ZM227 223V222H226ZM70 224V223H69ZM73 224V227L74 225ZM88 224V223H87ZM91 224V222H90ZM132 224V225H134ZM223 224V223H222ZM240 224V223H239ZM238 224V225H239ZM34 225H39V224H34ZM55 225V226H54ZM66 225V224H65ZM64 225V226H65ZM112 225V224H111ZM127 225V224H126ZM126 227V228H132V225L131 227ZM140 225V224H139ZM144 225V224H143ZM210 225H212L210 227ZM225 225V223H224ZM237 225V226H238ZM247 225V226H246ZM42 226V225H41ZM54 226V227H53ZM116 226H112L113 229H115L114 227ZM119 226V227H118ZM124 226H121V230H124ZM138 227V225H136ZM135 226V228H136ZM189 226V227H187ZM240 226V225H239ZM257 226V227H256ZM260 230H259V227ZM17 226H15L16 228ZM44 227V226H43ZM84 227V226H83ZM111 227V228H112ZM142 227V226H141ZM215 227V228H213ZM231 227V228H232ZM243 227V228H242ZM256 227V228H255ZM56 228V229H58ZM71 230L73 229L71 226H70ZM79 228V227H78ZM82 228V227H81ZM88 228V226H87ZM94 228V226H93ZM98 228V227H97ZM107 228V227H106ZM116 228V229H117ZM124 228V229H123ZM190 231H188L187 230ZM190 228H192L193 230H191ZM195 228V229H194ZM213 228V229H211ZM224 228V227H223ZM230 228V229H231ZM239 228H241L240 230L241 231H238ZM254 228V229H253ZM258 228V230H257ZM33 229V228H32ZM45 229V228H44ZM52 229H49L50 231ZM69 229V228H68ZM68 229L64 228L61 229L63 230L64 233H67L66 231H69ZM111 229V230H113ZM138 229V228H137ZM186 231H185V230ZM233 229V228H232ZM242 229H245L243 232ZM248 229V230H247ZM251 231H250V230ZM258 232H254L256 230ZM3 230V229H2ZM7 230H9L7 232ZM92 230V229H91ZM110 230V229H108ZM110 230V232H111ZM120 229L118 230V232L120 233L121 231ZM127 230V229H125ZM122 231L124 234L125 233H128L127 235H124L123 233L121 234V236L119 235L118 232H116V230H113L112 232L113 233H110L109 235V238L112 236L111 234H113V238H114V242L115 244L117 243L118 241V247L117 249H123L124 247L126 248L128 246V244L132 243L130 241V236L129 235V231ZM134 230V228H133ZM136 230V229H135ZM217 230L219 233H216ZM247 230V232H246ZM12 231V230H11ZM15 231V230H14ZM46 231V230H45ZM59 231V230H58ZM81 231V230H79ZM87 231V230H86ZM250 231V233H248ZM35 232V231H34ZM53 231H51L52 233ZM78 232V231H77ZM180 232V233H179ZM182 232V234H181ZM203 232V234H202ZM50 233V234H51ZM55 233V232H53ZM60 233V232H59ZM62 233V231H61ZM70 232H68L69 234ZM81 233V232H80ZM105 233H106V230H105ZM116 233V234H115ZM118 233V236L122 237L123 239H118L115 238L117 237ZM198 233V234H197ZM199 233L202 234V237ZM228 233V232H227ZM233 233V230L232 232ZM229 233V234H231ZM13 234V233H12ZM57 234V233H56ZM76 234V233H75ZM78 234V233H77ZM103 234V233H102ZM140 234V233H139ZM175 234V235H174ZM228 234V235H229ZM6 234H4L5 236ZM33 235V234H32ZM41 235V234H40ZM124 235V237L122 236ZM199 235H200V238H199ZM3 236V237H4ZM81 236V235H80ZM87 236V235H86ZM85 236V237H86ZM89 236V235H88ZM132 236V235H131ZM174 236V237H173ZM198 236V237H197ZM227 236V235H225ZM2 237V236H1ZM10 237V236H8ZM35 237V236H34ZM50 237V236H49ZM55 237V236H54ZM62 237V236H61ZM75 237V236H74ZM129 237V238H128ZM133 237V236H132ZM182 237V238H183ZM224 237V235L222 236ZM53 238V236H52ZM67 238V237H66ZM72 238V235L71 237ZM113 238H112V241L113 242ZM174 238V240H172ZM227 238V240H226ZM241 238H243L241 240ZM244 238H246V243L244 241ZM2 239V238H1ZM59 239V238H58ZM63 239V238H62ZM69 239V238H68ZM74 239V238H73ZM103 239V238H102ZM101 239V240H102ZM128 239L130 240L128 242ZM202 239H205V240H202ZM224 239V240H223ZM52 240V239H51ZM57 240V239H56ZM79 240V239H78ZM116 240V241H115ZM139 240V241H138ZM184 240V239H183ZM200 240V241H199ZM242 242H241V241ZM1 241V240H0ZM49 241V240H48ZM53 241V240H52ZM70 241V239L68 240ZM82 241V240H80ZM85 241V240H84ZM110 241V240H108ZM174 241V242H173ZM176 241V242H175ZM181 240H179V243H180ZM202 241V242H201ZM205 241H206V244H205ZM73 242V241H72ZM113 242V244H114ZM128 242V244L126 243ZM171 242H173V246L172 244H170ZM186 242V241H185ZM201 242L202 244L204 245H201ZM204 242V243H203ZM243 243L241 244V246L239 245V243ZM1 243V242H0ZM29 243V242H28ZM48 243V242H47ZM80 243V242H79ZM78 243V244H79ZM84 243V242H83ZM87 243V242H86ZM99 243V242H98ZM102 243V242H101ZM109 243V242H108ZM174 243H175V246H174ZM4 244V243H3ZM39 244V243H38ZM44 244V243H43ZM55 244V243H54ZM105 244V243H104ZM127 244V245H125ZM251 245V247H253L254 250H256V253L252 254L251 252H249V250L246 248V245ZM53 245V244H52ZM81 245V244H80ZM86 245V244H85ZM244 245V246H243ZM55 246V245H54ZM77 246V245H76ZM88 246V245H87ZM111 246V245H110ZM114 246V245H113ZM172 246V252H170V247ZM185 246V245H184ZM207 246V247H206ZM104 247V246H103ZM108 247V246H106ZM131 247V246H130ZM35 248V247H34ZM47 248V247H46ZM59 248V247H58ZM65 248V247H64ZM72 248V247H71ZM99 248V246H98ZM97 248V249H98ZM111 248V247H110ZM116 248V247H115ZM112 249V250H115ZM129 248V247H128ZM190 248V247H189ZM69 249V248H68ZM77 248H75V251H76ZM86 249V248H85ZM119 249V251H120ZM176 249V248H175ZM196 249V248H195ZM33 250V249H32ZM48 250V249H47ZM99 250V249H98ZM130 250V249H129ZM128 250V251H129ZM226 250V251H225ZM38 251V250H37ZM52 251V250H51ZM59 251V250H58ZM68 251V250H67ZM73 251V249H72ZM82 251V250H81ZM182 251V250H181ZM196 251L198 252L199 250L196 249ZM227 251V252H228ZM66 252V251H65ZM70 252V251H69ZM98 252V251H97ZM111 252V251H109ZM116 251H114L115 253ZM124 253V251H122ZM157 252V254H156ZM200 252V251H199ZM205 252V251H204ZM232 252V253H231ZM61 253V252H59ZM81 253V252H80ZM126 253V252H125ZM124 253V254H125ZM132 253V252H131ZM172 253V254H171ZM174 253V255H173ZM178 253V252H177ZM181 253V252H180ZM220 253V254H219ZM43 254V253H41ZM53 254V253H52ZM62 254V253H61ZM74 254V253H73ZM83 253L80 254V256L82 255ZM103 254V252H102ZM110 254V253H109ZM108 254V255H109ZM113 254V253H112ZM215 254H217L215 256ZM46 255V253H45ZM50 255V254H49ZM60 255V254H59ZM86 254H83V259L86 257L84 256ZM99 255V254H98ZM111 255V254H110ZM115 256V254H113ZM118 255V254H117ZM172 255L175 257V259H172ZM184 255V254H183ZM191 255V254H190ZM219 255V256H218ZM225 255V254H224ZM56 256V255H55ZM96 256V255H95ZM113 256V257H114ZM124 256V255H123ZM127 256V255H126ZM186 256V255H185ZM198 256L197 260H198V263L200 261V263L202 264V261H203V264L205 263L204 260L200 259L202 256L201 254L200 255H195V259L196 257ZM200 256V257H199ZM232 257V255H230ZM25 257V256H24ZM38 257V256H37ZM40 257V255H39ZM98 257V256H96ZM105 257V256H103ZM110 257V256H109ZM122 257V256H121ZM154 257V258H153ZM183 257V256H182ZM190 257V256H189ZM188 257V258H189ZM194 257V255L192 256ZM260 259L257 261V258ZM32 258V256H31ZM44 258V257H43ZM79 259H77V263L78 264H81L83 261H85L86 259H84L83 261L81 260L82 257H78ZM81 258V259H80ZM87 258V257H86ZM111 258V257H110ZM115 258V257H114ZM152 258V259H151ZM233 258V257H232ZM42 259V258H41ZM46 259V258H45ZM67 259V258H66ZM98 259V258H97ZM117 259V258H115ZM185 259H187L185 257ZM215 259V258H214ZM25 260H26V257H25ZM29 260V259H28ZM36 260V259H35ZM34 260V262H35ZM51 260V259H50ZM106 260V258H104V261ZM114 260V259H113ZM121 260H123L121 258ZM202 260V261H201ZM15 261V260H14ZM13 261V262H14ZM39 261V260H38ZM37 261V262H38ZM62 261V260H61ZM98 261V260H97ZM120 261V260H119ZM190 261V260H189ZM33 262V261H32ZM81 262V263H80ZM110 262V261H108ZM112 262V261H111ZM122 262V261H120ZM148 262V263H147ZM258 262V263H257ZM18 263V262H17ZM27 263V262H26ZM29 263V262H28ZM53 263V262H52ZM105 264L107 263V261L104 262ZM192 263H193V260H192ZM199 263V264H200ZM209 263V262H208ZM31 264V263H30ZM37 264V263H36ZM40 264V263H39ZM43 264V262H42ZM51 264V263H50ZM60 264V263H59ZM70 264V263H68ZM75 264V263H74ZM103 264V263H102ZM127 264V263H126ZM178 264V263H176ZM206 264V263H205ZM217 264V263H216ZM231 264V263H230ZM250 264V263H248Z\"/></svg>",
	"mask_w": 264,
	"mask_h": 264
},
{
	"label": "rangeland",
	"instance_id": "2",
	"mask_svg": "<svg viewBox=\"0 0 264 264\" xmlns=\"http://www.w3.org/2000/svg\"><path fill=\"white\" fill-rule=\"evenodd\" d=\"M64 2L67 1V0H63ZM71 1V0H68V2ZM74 1V0H73ZM73 1H71L73 3ZM77 1V2H76ZM73 4L75 5L76 7V10L78 9V7L80 8V10H82L81 7H83L84 9V6H87L86 2H89L88 0H76ZM172 0H161V3L162 5H164L165 7H167L168 4L171 3ZM178 1V2H177ZM181 1L182 5L180 4H176V3H179ZM186 1V3H184ZM199 1V2H198ZM204 0H176V3L174 2L173 5H171L169 7L168 5V8L166 9L167 10V14L170 13V21H166L163 25L160 27L161 30L160 32L164 31L165 33H167L168 35V38H172L170 40V44L171 46L173 47L172 48V53L169 57V63H170V68L174 67L172 70H175V72L177 73L178 75V82L179 84L178 85H181V86H178V89L180 90H184L186 91V93L188 94V98H187V101L185 99V97L187 96H184V97H176L178 99L175 98V102L173 103L172 106H170L171 108L169 109H166L165 106H162V107H165L164 108H160L159 110H153V111H149L150 113V116L152 115L153 117V120L151 121V124L149 127V130L150 132L147 134H152V135H149V139L150 140H159V145L157 147V150L154 154L149 155L147 154L146 152H144V150H142L141 148L139 149V151H143L144 153H146V156L143 152L139 153L138 151H136V154L138 153V156L137 155V158H136V154L134 156H131L130 158V152L128 151L129 149H127L128 147L125 145L124 146V132L126 130V124H128V128L127 130L125 131V133L128 131V129H133L135 131V128H131L130 126L133 127L132 123L129 122V123H126L127 121H125V119H120L118 120V122H115L117 123V125L114 123L111 127V129H109L110 131H96L95 132V135H100V136H96V140L95 138L91 137V139L95 140H89L88 142V139L84 142H79L78 143V139H79V133H76V132H79L78 131V128L72 126V128H68L67 126H65V128L63 127L62 124H64V121L66 120V116H67V113L65 112V110L67 109L66 107V103H65V100H66V95H65V90L63 89L64 86H62L63 84L65 85L64 83V80L66 81V77H67V74L63 75V73H65L66 71L68 70H65V72L61 69H70L72 68L73 65H77L78 63L75 61L74 63L72 62L73 59L70 60V63H68L67 61L69 60L70 57H68L66 60V65H70L71 63L73 64L72 66H66L65 68H58V71L60 72H57L56 73L58 74L57 78H56V82H55V85H54V99H55V105L53 106L54 108L52 109V117H51V121L49 126L51 127H48V135L46 134V137H47V142L45 141L44 139V142H46L44 144V150L41 146L40 148V152L43 150V155L42 153L39 155H36L38 156V161L34 160L36 164L32 165L33 166V169L32 170H28L27 172V168L23 167L24 170V176L22 175V178H24V181L23 183V188H25V190H22L21 191V197H20V200H21V210H19L18 206H20V203H19V197L17 199H15V197H13V200H15V202L13 201V205L10 206L9 209H12V207L14 208V211L16 212L15 210V207H18L15 215H18L14 216V223H13V220H12V226L9 227L11 224L9 223L8 227L6 229H9L7 230L8 233H4L6 234L4 236L3 231L5 230V226L3 227L1 225V231H0V264H78L77 263V259H79L78 257H82V261L84 259H86L85 261H83L81 264H105L104 262L107 261L106 264H129V260L131 258L132 255H134V252L133 253V250H134V242L136 241L137 242V239H141V237H139L142 232L144 231V228L146 227V221L144 220H147L145 218V216L143 215V213L145 212L146 208L148 209L147 205H149L150 201L154 202V204L156 203L157 200H160L159 203H162L160 204L161 205V208L162 210H164L163 212H161V214L163 213H166V217L170 218V219H174V221H176L177 219H180L182 216L183 218H181L182 220H185V217L184 216H187V215H190L191 216V219H193V221L191 222H194L195 224H197L196 226L198 225H206L208 223H213L215 226H217V224H220L219 226H221V228H217L219 229L220 233L216 231V233H219V235L221 234L222 236L224 235V237L221 236V238H225V237H229L233 234H235L237 232V229L238 227H241V226H244L243 224L241 225V222L238 223V221H242V220H238V219H246V218H253V220H250V222L254 221V219L256 220H260L261 221V217H264V212H258L257 210V207H256V210L255 209H248L247 207V204H245L244 200H243V203H241L238 198V193L239 195L244 191V188L243 189H236L238 190L237 192H233L232 189L235 190V187L237 186V180H240L242 179V175L244 173V176L245 178H248L249 180H245L244 178V182H251L250 180L252 179L251 176L254 178L252 179V183H257L259 186L257 187L256 184H252V186H249L250 188H252V192L253 189L256 190L255 188H259L261 187H264L262 185H264V182H262V180H264V176H260V178H258V176H254V174H252L253 172L251 171V169H254V167H256V165L258 166L257 163L261 164L259 161H261L262 159H264V156H262V153H264V148L261 147L264 146V138H257L256 136L254 137H251L249 138V142L253 143V146H254V150L255 151V154L257 153V155H252L254 156L253 159H250V161H248L247 163V160L245 162V165L248 167L247 170L248 171V174L246 173V171H243L245 170L246 167L243 163H241L242 161H240L241 159V156H240V152L239 149H238V146L236 147V145L238 144V139H241L240 136L243 138V137H248V136H253L251 135V132L252 130H249V129H252V127H258L260 122H257L259 121L260 119L262 120V117H264V97L260 99V96L258 97L257 93H254L255 95L251 94V91H249L248 89H251L253 90L255 85L256 87L255 88H258V85L261 83H264V46H255L257 48V54H258V60L261 61V65H259L258 63V66H246V67H243L242 65L239 66V63L236 62L237 60L234 58L232 59V51L231 49H228L224 43H235V45H238L240 48H243L245 46V43L246 42H251L252 39H264V32L262 31H256V30H250L251 27L250 25H252V14H258V15H264V0H215L213 5L210 6L208 3L205 4V1L202 2ZM203 4H202V3ZM71 3V5H72ZM77 3V5H76ZM84 3L86 5H84ZM184 3V5H183ZM197 3V4H196ZM70 4V3H69ZM68 4V5H69ZM81 5V7H80ZM83 5V6H82ZM174 6V7H173ZM178 6V7H176ZM182 6V7H181ZM184 6V8H183ZM172 7V8H171ZM186 7V8H185ZM215 7V8H214ZM179 8V9H178ZM75 9V8H73ZM72 9V10H73ZM176 9H178V13L176 11ZM168 13V11H170ZM183 10V11H182ZM74 13H75V10H73ZM72 11V13H73ZM79 10H77L76 12H78ZM80 13L82 11H79ZM78 12V15L80 14ZM174 12V13H172ZM77 14V13H75ZM172 14V15H171ZM177 16H176V15ZM180 14V15H179ZM236 15L234 17V15ZM242 14V15H241ZM241 15V16H240ZM74 16H77V15H74ZM173 16V17H171ZM234 17L236 18L237 16V20L234 19L233 22H231L228 26H225L224 27V21L223 20H226L227 18L230 19V17ZM73 17V16H72ZM177 17V18H175ZM175 18V19H174ZM173 19V21H172ZM177 19V20H176ZM75 20V18H74ZM223 21V22H222ZM168 22V23H167ZM73 24H68V28L66 27L65 30H64V33L66 35V37L64 38V46L66 48V56H69L70 53L72 52H75V48H76V44L78 43V41H76V32L74 30V28H76V26L74 27L73 25L74 22H72ZM171 23V25H170ZM179 25H178V24ZM182 23V24H181ZM206 23V24H205ZM166 24V25H165ZM193 24V25H192ZM169 25V26H168ZM176 25V26H175ZM71 26V28L69 27ZM73 26V27H72ZM188 26V27H187ZM168 29H167V28ZM173 27V28H171ZM186 27V28H185ZM191 27V28H190ZM195 27V28H194ZM197 27V28H196ZM200 27V28H199ZM205 27V28H204ZM159 28V29H160ZM189 28V29H188ZM208 28V29H207ZM71 29V30H70ZM164 29V30H163ZM170 29H171V32H170ZM174 31H173V30ZM187 29V30H186ZM198 29V30H197ZM201 29V30H200ZM167 32H166V31ZM186 30V31H185ZM191 30V31H190ZM239 30V31H238ZM235 31H237L235 33ZM67 32V33H66ZM169 32V33H168ZM186 33L187 35L183 34V33ZM189 32V33H188ZM243 32V33H241ZM171 34V36H170ZM189 34V35H188ZM240 34V35H239ZM68 35V36H67ZM184 35V36H182ZM208 35V40L205 39V37H207ZM213 35V36H212ZM239 35V36H238ZM174 36V38H173ZM180 36V37H179ZM204 36V38H202ZM75 37V38H74ZM178 37V38H177ZM186 37V38H185ZM180 38V39H179ZM185 38V40H184ZM213 38V39H211ZM67 39V40H66ZM73 39V41H72ZM178 42H175L177 41ZM66 40V42H65ZM182 40V41H181ZM184 40V41H183ZM198 40V41H197ZM203 40V42H201ZM210 40V41H209ZM249 40V41H248ZM173 41V43H172ZM205 41H209V42H212L213 45L215 46V49L211 50L210 52H207L205 49H204V43ZM187 42V43H185ZM196 42V43H195ZM66 43V44H65ZM176 43V44H174ZM198 43V44H197ZM216 43V44H215ZM176 46L174 47L173 46ZM202 44V46H201ZM66 45V46H65ZM78 45V44H77ZM181 47H180V46ZM185 45V46H184ZM197 45V46H196ZM194 46V47H193ZM179 47V48H178ZM182 47H184V49L187 51H179V49H183ZM200 47V48H199ZM64 48V49H65ZM198 48V49H197ZM204 50H202V49ZM217 48V49H216ZM75 49V50H74ZM73 50V51H72ZM176 50V51H175ZM178 50V51H177ZM193 50V51H192ZM215 50V51H214ZM72 51V52H70ZM183 51V53H182ZM190 51V52H189ZM204 51V52H202ZM69 52V53H68ZM176 52V53H175ZM189 52V53H188ZM206 52V53H205ZM215 52V53H214ZM64 53H65V50H64ZM192 53V54H191ZM210 53V54H209ZM180 54V55H179ZM215 54V55H213ZM222 54V55H221ZM73 55V53H72ZM178 55V56H177ZM201 55V56H200ZM209 55V56H207ZM213 57L212 60L211 57ZM172 57V58H171ZM179 57V58H178ZM206 57H208L209 59H207ZM0 64L1 63H5L4 59H6L5 57H0ZM185 58V60H184ZM187 58V59H186ZM189 58V60H188ZM204 58V59H203ZM80 58L76 59L77 61H79L80 63ZM83 60V58H81ZM172 59V60H171ZM3 61V62H2ZM84 61V60H83ZM175 61V62H174ZM182 61V62H181ZM82 62V61H81ZM184 62V63H183ZM192 62V64H190ZM223 62V63H222ZM3 65L5 66L6 63ZM174 66H173V65ZM182 64V65H181ZM184 64V65H183ZM189 64V68L192 67V65H194L192 68H194L196 71H193L194 74H188L189 76H181V71L183 70V68H186L187 65ZM3 65L0 67L2 68ZM63 66V67H64ZM186 66V67H185ZM191 66V67H190ZM74 67V66H73ZM183 67V68H182ZM198 67V68H197ZM188 68V67H187ZM202 68V69H201ZM209 68V69H208ZM60 69V70H59ZM181 69V70H180ZM199 69V71H197ZM9 68L8 66L6 65L3 70L1 69V73L2 75H4L3 77L4 78H7L8 74L10 71H8ZM179 70V71H178ZM201 71V72H200ZM213 71V72H212ZM205 72V73H204ZM8 73V74H7ZM197 74V75H196ZM6 75V76H5ZM193 75V76H191ZM202 77H201V76ZM64 76H66L64 78ZM186 76V77H185ZM199 76V77H198ZM195 77V78H193ZM187 79V80H185ZM203 79V80H202ZM198 80V81H197ZM207 80V81H206ZM182 81V82H181ZM177 82V83H178ZM185 82V83H183ZM191 82H193L191 84ZM195 82V83H194ZM204 83V84H203ZM183 84V85H182ZM188 84V85H187ZM203 85V86H202ZM183 86V87H182ZM190 86V87H188ZM260 86V85H259ZM180 87V88H179ZM199 87V88H198ZM60 90H59V89ZM65 88V87H64ZM198 88V89H197ZM201 88V89H200ZM207 88V89H206ZM57 89V90H56ZM62 89V90H61ZM57 91V92H56ZM188 91V92H187ZM249 91V92H248ZM61 92V93H60ZM180 92V91H179ZM64 94V95H63ZM190 94V95H189ZM126 96V97H125ZM197 96V97H196ZM212 96V97H211ZM225 96H228V104H235L237 105L239 108H232L230 105H226L224 104V97ZM123 97L125 99H123ZM214 97V98H213ZM221 97V98H220ZM120 99V102H122L123 104L127 102V95H120L119 96ZM180 98V99H179ZM183 98V99H182ZM257 98V99H256ZM217 99V100H216ZM223 99V101H222ZM230 99V100H229ZM123 100V101H121ZM126 102H125V101ZM185 100V101H184ZM192 100V101H191ZM255 100H258L257 102ZM182 101V102H181ZM262 101V103H261ZM60 102V103H59ZM232 102V103H231ZM235 102V103H234ZM257 104H256V103ZM182 103V104H181ZM255 103V104H253ZM260 103V104H259ZM178 104V105H176ZM191 104V105H189ZM175 105V106H174ZM255 105V106H254ZM62 106V107H61ZM64 106V107H63ZM174 106V107H173ZM230 106V107H229ZM58 107V108H57ZM65 108V109H64ZM181 108V109H180ZM185 108V109H184ZM177 109V110H176ZM163 112L166 111V112ZM171 110V111H169ZM184 112H183V111ZM239 110V111H238ZM62 111V112H61ZM67 111V110H66ZM160 111V113H159ZM180 111V113H179ZM152 112V113H151ZM155 112L157 114H155ZM169 112V113H168ZM176 112V113H175ZM178 112V113H177ZM183 112V113H181ZM55 113V114H54ZM167 113V114H166ZM66 114V115H65ZM178 116H175L177 115ZM63 115V116H62ZM65 115V116H64ZM155 115V116H154ZM165 115V116H164ZM157 116V117H156ZM170 116V118H169ZM172 116V117H171ZM183 116V117H182ZM155 117V118H154ZM159 117V118H158ZM161 117V118H160ZM65 120H64V119ZM157 118V120H156ZM168 118V119H167ZM50 119V117H49ZM54 119V120H53ZM164 119V120H163ZM1 120V118H0ZM63 122H61V121ZM157 123H156V121ZM162 120V121H161ZM168 120H171V121H168ZM49 121V120H48ZM56 121V122H55ZM160 121V122H159ZM175 121V122H174ZM159 122V123H158ZM171 122V123H170ZM257 122V123H256ZM131 123V125H130ZM180 123V124H179ZM242 123V124H241ZM253 123V124H252ZM259 123V124H258ZM122 124V125H121ZM154 124V125H153ZM247 124V125H246ZM65 125V124H64ZM87 125V126H86ZM117 127H116V126ZM166 125V126H165ZM168 125V126H167ZM255 125V126H254ZM258 125V126H257ZM85 126L90 128V125L89 123H85ZM124 126V128L122 127ZM159 126V127H158ZM161 126V128H160ZM165 126V127H164ZM172 126V127H171ZM180 126V127H179ZM60 127V128H59ZM67 127V128H66ZM130 127V128H129ZM167 130H166V129ZM249 128V129H248ZM0 129H1V126H0ZM52 129H53V132H52ZM70 131H66V130ZM74 129V130H73ZM117 129V130H115ZM124 129V130H123ZM153 129V131L151 130ZM160 129V130H159ZM172 129V130H171ZM183 129V130H182ZM248 129V130H247ZM47 130V129H46ZM64 130L66 132V134L64 133ZM77 130V131H76ZM86 130H88L86 128ZM112 130V131H111ZM161 130L163 131L161 133ZM169 130V132H168ZM182 130V131H181ZM245 132H243V131ZM60 131V133L58 132ZM63 131V132H61ZM90 131V129H89ZM116 131V132H115ZM167 131V132H166ZM171 131V132H170ZM233 131V132H232ZM240 131V132H239ZM50 132V134H49ZM53 134H52V133ZM72 132V133H71ZM98 132V133H97ZM102 132V133H101ZM129 132V131H128ZM132 133H135L133 131H130ZM68 133V134H67ZM70 133V134H69ZM121 133H122V136H121ZM160 133V134H159ZM168 133V134H167ZM105 134V135H103ZM109 134V135H108ZM154 134V136H153ZM164 134V135H163ZM173 134V135H172ZM227 134V135H226ZM239 134V135H238ZM244 134H246L247 136H245ZM249 134V135H248ZM61 135V136H60ZM62 135L64 137H62ZM70 135V136H69ZM74 135V138L72 137ZM103 135V136H102ZM113 135V136H112ZM118 135V136H116ZM158 135V136H156ZM244 135V136H243ZM50 136V137H49ZM160 136V137H159ZM163 136V138H162ZM178 136V137H177ZM235 136V137H234ZM77 137V138H76ZM102 137V139H101ZM119 137H121V139H119ZM152 137V138H150ZM168 137V138H166ZM230 137V138H229ZM66 138V139H65ZM68 138V139H67ZM71 138V139H69ZM76 138V139H75ZM98 138V139H97ZM100 138V139H99ZM113 138V139H112ZM116 138V139H114ZM155 138V139H154ZM159 138V139H158ZM163 139L162 141H160L161 139ZM222 138V139H221ZM65 141H63V140ZM73 139V140H72ZM109 139V140H108ZM166 139H169V140H166ZM171 139L173 141H171ZM176 139V140H175ZM227 139V140H226ZM77 140V142L75 141ZM113 140V141H112ZM119 140H121L119 142ZM166 140V141H165ZM182 140V141H181ZM216 142H215V141ZM233 140V142H232ZM262 140V142H261ZM63 143H62V142ZM72 141V142H71ZM75 141V142H74ZM123 141V142H122ZM191 141V142H190ZM43 142V143H44ZM92 144H91V143ZM98 142V143H97ZM101 142V143H100ZM111 142V143H110ZM119 142V143H118ZM137 142L138 140H136L134 142L133 145H136V150H138L137 148ZM214 142V143H213ZM231 142H232V145H231ZM237 144H236V143ZM42 143V145H43ZM68 143V144H67ZM72 143L74 145H72ZM77 143V144H76ZM82 143V144H81ZM85 143H88L85 144ZM108 143V146L107 148H105V146L107 145ZM113 143V144H112ZM121 143L123 145H121ZM136 143V144H135ZM161 143H164V145ZM174 143V144H173ZM176 143V144H175ZM251 143V144H252ZM65 144V146H64ZM80 144V145H78ZM91 144V145H90ZM116 144V145H115ZM196 144V145H195ZM198 144V145H197ZM200 144V145H199ZM214 144V145H213ZM217 144V145H216ZM261 144V145H260ZM46 145V146H45ZM50 145V146H49ZM93 145V146H92ZM98 145V146H97ZM111 145V146H110ZM175 145V146H173ZM183 145V146H182ZM190 145V146H189ZM193 145V146H192ZM202 145V146H201ZM260 145V147H259ZM60 146L62 147V149L60 148ZM70 146V147H69ZM76 146V147H74ZM90 146V147H89ZM104 146V147H103ZM118 146V147H117ZM162 148H161V147ZM170 146H173L172 149ZM230 146V147H229ZM57 147L58 150H57ZM73 147V149H72ZM80 149H79V148ZM82 147V149H81ZM97 149H96V148ZM100 147V148H99ZM102 147V148H101ZM110 147V148H109ZM113 147V149H112ZM115 147V148H114ZM234 147V148H233ZM235 147H236V151L232 152L233 149L235 150ZM66 148V149H65ZM69 148V150H68ZM86 148V149H85ZM90 148V150L88 149ZM121 148V149H120ZM170 148V149H169ZM180 148V149H179ZM59 149H60V152L62 154V152L64 151L65 154H63L61 156L60 152H59ZM100 149V150H99ZM103 149V150H102ZM112 149V150H111ZM124 149V150H123ZM186 149V150H185ZM208 149V150H206ZM219 149V150H218ZM221 149V150H220ZM226 149V150H225ZM238 149V150H237ZM68 150V151H67ZM73 150V151H72ZM80 150V151H79ZM82 150V151H81ZM86 150V151H85ZM97 150V151H96ZM107 150V151H106ZM164 150V151H163ZM172 150L174 151V153L176 154H172L171 152ZM180 150V151H179ZM197 150V151H196ZM231 150V151H230ZM46 151V152H45ZM88 151V152H87ZM94 151V152H92ZM109 151V152H108ZM113 151V152H112ZM159 151V152H158ZM241 151V150H240ZM38 152V154L40 153ZM59 152V155L57 154ZM63 152V153H64ZM77 152V153H75ZM105 152V153H104ZM120 152V153H119ZM184 152V153H183ZM192 152V153H191ZM228 152V153H227ZM254 152V151H253ZM259 152V153H258ZM48 153V154H46ZM99 153V154H98ZM111 153V154H110ZM123 153V154H122ZM125 153V155H124ZM161 153V154H159ZM163 153V154H162ZM169 153L171 154V156L169 155ZM232 153V154H231ZM234 153H238L239 154V158H238V154L237 155V159H236V156H233ZM59 156V158H57V155ZM72 154V155H71ZM74 154V155H73ZM90 154V155H89ZM96 154V155H95ZM102 154V155H101ZM129 154V158H128V155ZM65 155V158H63V156ZM79 155V156H78ZM95 155V156H93ZM108 155H109V158H108ZM115 155V158L114 156ZM164 155V156H163ZM174 155V156H173ZM178 155V156H177ZM196 155V156H195ZM260 155L262 156V158L260 159ZM42 156V158H41ZM73 156H75L74 160L72 159ZM88 156H91V159H92V162L95 161L97 163V167L99 166V168L96 169V166H95V169L94 170H99L98 172H100V169L103 167V164H104V167L101 169L102 172H100V176H102L103 178H105V174L108 173V171L111 169L112 170V177L111 178V183L108 184V186H106V189L104 186H101L100 183L98 182V179H94V176H93V179H92V175L95 174L93 173L91 175V177L88 175V178L90 177L92 180H89L90 181L88 184H87V178H86V182L82 181L80 178H78L76 176V166L77 164H80L81 161L79 160H84V158L86 159ZM100 156H102V158H100ZM103 156H106V160L105 158H103ZM123 156V158H122ZM162 156V158H161ZM165 156H166V159H165ZM182 156V159H180ZM186 158L184 159L183 158ZM195 156V158H194ZM198 156V158H197ZM211 156V158H210ZM251 156V155H250ZM249 156V158H250ZM251 156V158H252ZM255 156H256V162H257V159L259 160L257 163H254L255 162ZM47 158V159H46ZM78 160H77V159ZM87 158V159H88ZM94 158V160H93ZM112 158V159H111ZM121 158V159H120ZM151 160L150 158H153L151 160V164L148 165V162ZM150 160H149V159ZM200 158V159H199ZM205 158H207L205 160ZM232 158V159H231ZM43 159V160H42ZM65 160V159H70L69 160V163H68V160L67 162H61V160ZM90 159V158H89ZM88 159V160H89ZM101 159V160H100ZM111 159V160H110ZM116 159V160H115ZM119 161H118V160ZM126 159V160H125ZM160 159V161H159ZM169 159V160H168ZM240 159V160H239ZM55 160V161H54ZM58 160V161H57ZM74 162H72V161ZM97 160V161H96ZM113 160V161H112ZM123 160V162L125 164H123V162L121 163V161ZM134 160V161H133ZM142 160V162L140 161ZM144 160V161H143ZM164 160V161H163ZM198 160V161H197ZM203 160V161H201ZM239 160V161H238ZM254 160V161H252ZM78 161V162H76ZM91 161V160H90ZM105 161H106V164H105ZM112 161V162H111ZM132 161V162H131ZM146 161V162H145ZM162 161V162H161ZM166 161V162H165ZM174 161V162H173ZM176 161V162H175ZM180 161V162H179ZM194 163H193V162ZM233 161V162H232ZM48 162V163H47ZM117 162V163H115ZM129 163V165L127 163ZM160 162V163H159ZM57 163V164H56ZM68 163V164H66ZM108 163V164H107ZM119 163V164H118ZM131 163V164H130ZM135 163V164H134ZM154 163V164H153ZM164 163V164H163ZM172 163V164H170ZM177 163V164H175ZM180 163V164H178ZM183 163V164H182ZM189 163V164H188ZM247 163V164H246ZM88 164V163H87ZM95 164V163H94ZM102 164V165H100ZM145 164V165H143ZM147 164V165H146ZM161 166H160V165ZM167 164V165H166ZM185 164V165H184ZM188 164V165H187ZM235 164H239V168L235 166ZM241 164H243L242 166H240ZM256 164V165H255ZM23 165H26V164H23ZM36 165H38L36 167ZM42 165V166H41ZM61 165V167H60ZM93 165V164H92ZM96 165V164H95ZM125 166L128 170L125 169V167H122L124 168L123 170L119 167L121 166ZM128 165V166H126ZM175 165V166H174ZM191 165V166H190ZM198 165V166H197ZM28 166H31V165H26V167ZM55 166V167H54ZM62 166L64 168H62ZM73 166V167H72ZM79 166V165H78ZM87 166V165H86ZM88 170L92 171L93 169H89L91 168L90 167V164H88ZM109 166V167H108ZM117 166V167H116ZM140 166V167H139ZM147 166V167H146ZM150 166V167H148ZM166 166V167H165ZM169 166L170 169H167V167ZM182 166V167H181ZM71 169H70V168ZM132 167V168H131ZM145 167V170L142 169ZM153 167V168H152ZM190 167V169H189ZM235 169V170H233ZM242 167L244 168L242 171ZM29 168V167H28ZM61 168V169H60ZM76 168V169H75ZM93 168V167H92ZM134 168V169H133ZM139 168V169H138ZM148 168V169H147ZM176 168V169H175ZM183 168V169H182ZM194 168V170L192 169ZM238 170H237V169ZM121 169V170H120ZM136 169V170H135ZM142 169V170H141ZM165 169V170H164ZM167 169V170H166ZM174 169V171H173ZM207 169V170H206ZM231 169L233 172H231ZM256 169V168H255ZM254 169V170H255ZM33 170H35V172H32ZM42 170V171H41ZM53 170V171H52ZM58 170V171H56ZM134 170L133 173H131V171ZM164 170V171H163ZM197 170V171H196ZM240 170V171H239ZM55 171V172H54ZM66 171L65 173L67 174L68 172V175H65V173L63 174L62 172ZM73 171H75L73 173ZM87 171V170H86ZM88 171V172H90ZM115 171V172H113ZM126 171V173H124ZM142 171V173H141ZM144 171H146L144 173ZM159 171V172H158ZM161 171V173H160ZM171 171V173H170ZM181 171V172H180ZM185 171V172H184ZM195 171V172H194ZM251 171V173H250ZM27 172V174H26ZM32 172V173H31ZM41 172V173H40ZM49 172V173H48ZM57 172V173H56ZM69 172L70 175H69ZM129 172V173H128ZM168 172V173H167ZM174 172V173H173ZM190 172H194L192 174L194 175H188ZM199 174H198V173ZM239 172H242L241 177L237 175V173ZM105 173V174H104ZM137 173V174H136ZM144 173V174H143ZM147 173V175H146ZM154 173V174H153ZM178 173V174H177ZM205 173V174H204ZM212 173V174H211ZM232 173V174H231ZM235 173V174H234ZM250 173V174H249ZM33 174V177L30 176ZM89 174V173H88ZM132 174V177L130 178L129 175ZM153 174V177H151ZM197 174V175H196ZM211 174V175H210ZM214 174V175H213ZM220 174V175H219ZM230 174V175H229ZM252 174V175H251ZM27 175V176H25ZM37 175V176H36ZM60 175V177H59ZM133 175H136L137 176V179L136 176H133ZM142 175V176H141ZM145 175V176H144ZM163 175V176H162ZM181 175V176H180ZM213 175V176H212ZM233 177H232V176ZM238 177H236V176ZM249 175H250V178H249ZM54 176V177H53ZM70 176V177H69ZM72 176V177H71ZM116 179H115V177ZM151 178H150V177ZM175 176V177H174ZM220 176H222V178H225L224 180L226 182H223V183H228L226 186L224 184V188L227 187V190H231L232 193H237L235 195V201L233 203L234 205H236V207L232 206L231 209L233 208L232 211H227L228 208L225 204H230V199L227 200L225 198H222V197H217V198H213V197H210L211 194L208 193L207 189H206V185L205 184V181H206V178H212V177H216V178H220ZM32 177V178H31ZM50 177V178H49ZM61 177H65V178H68L69 179V183L68 185H66L67 187H72V185H74V188H71L70 187V191L68 192L67 191V195H71L72 197H75L74 198H82V197H85V196H88L91 197L90 195H87L88 191L86 190H90V192L92 194L96 193L93 195V198H97L96 201L95 199H93L95 205H97L99 208H104L105 205H108L107 207L110 208V215L107 214L108 216V219H109V222L107 220V216L102 219V220H93L92 216H90V214L88 212H85L84 214H82V216H75V213H73L74 211H76V209L78 208L77 205L75 203H71L70 201H72L71 199H68V197L65 199L66 197V192L64 190V188L66 187L65 185L63 186V183H62V188H60V186L57 187V189L55 188V184H60V181L59 179H62ZM121 177V178H119ZM124 177V178H123ZM128 177V178H127ZM168 177V178H167ZM170 177V178H169ZM173 177V178H172ZM179 177V178H178ZM191 178V181L192 184L189 185L191 182L190 181V178ZM201 177H204L205 178V181H203L201 179ZM230 177V178H229ZM237 179H236V178ZM240 177V178H239ZM29 178V179H28ZM40 178V179H39ZM118 178V179H117ZM134 178V180L132 179ZM184 178V179H183ZM186 178V179H185ZM200 178V179H199ZM222 178H220L222 180ZM232 178H235V179H232ZM51 179V180H49ZM71 179V180H70ZM132 179V180H131ZM160 179H163V180H160ZM229 181H228V180ZM232 179V180H230ZM242 179V180H243ZM258 179H262V180H258ZM56 180H59L58 182ZM113 180V182H112ZM118 180V181H117ZM136 180V181H135ZM151 180V181H150ZM165 182H162L164 181ZM181 180V181H180ZM183 180V181H182ZM187 180V181H186ZM189 180V182H188ZM235 180V181H234ZM26 181V182H25ZM32 181V182H31ZM45 183H44V182ZM57 183H56V182ZM75 181V182H74ZM79 181V182H78ZM95 181V182H94ZM131 181V182H130ZM137 182V183H132V182ZM143 183H142V182ZM157 181H159L160 183L162 182V185H158L157 186ZM167 181V183H166ZM173 181V182H172ZM197 181V182H196ZM228 181V182H227ZM255 181V182H254ZM48 184H47V183ZM51 182V183H50ZM55 182V183H53ZM83 182H84V185H83ZM120 182V183H119ZM235 182V183H234ZM247 182V183H248ZM27 183V184H26ZM29 183V184H28ZM73 183V184H71ZM82 183V184H81ZM93 183V184H91ZM132 183V184H130ZM151 183V184H150ZM156 183V184H155ZM159 183V184H160ZM171 185H170V184ZM179 183V184H178ZM182 183V184H181ZM189 183V184H188ZM202 183V184H201ZM237 183V184H236ZM51 184H54L52 185L55 186L53 188H51V191H53L54 193V190L52 189H55V191H61L60 192V195L57 197H54V198H50L48 196V192L50 193V189H48V192H47V187H51ZM58 184V185H59ZM87 184L88 186L85 187ZM90 184V185H89ZM118 184V185H117ZM134 184H136L134 186ZM152 184H154L152 186ZM169 184V185H167ZM181 184V185H180ZM189 186H188V185ZM236 184V186H235ZM261 184V185H260ZM26 185V186H25ZM33 185V186H32ZM94 185V186H93ZM116 185V187H115ZM120 185V186H119ZM126 185V186H125ZM156 185V186H155ZM185 185V186H184ZM197 185V186H196ZM250 185V184H249ZM30 186V187H29ZM45 186V187H44ZM101 186V187H100ZM111 186V187H110ZM145 186V187H143ZM179 186V188H178ZM184 186V187H183ZM194 186V187H193ZM230 189H229V187ZM27 187V188H26ZM90 187V188H89ZM110 187V188H109ZM120 187V188H119ZM131 190H129L130 192H126L127 196L125 195V191H128L127 189L125 188H128ZM143 187V189H142ZM160 187V188H159ZM238 187V186H237ZM236 187V188H237ZM248 189L247 190H251V189ZM22 188V189H23ZM86 188V189H85ZM88 188V189H87ZM102 188V189H101ZM193 188V190H192ZM199 188V189H198ZM201 188V189H200ZM28 189V190H27ZM61 189V190H59ZM68 189V188H67ZM76 189V190H75ZM79 189V190H78ZM103 189L104 192H103ZM118 189V190H117ZM136 189V190H135ZM150 191H149V190ZM152 189V191H151ZM156 189V190H155ZM164 189V190H163ZM175 189V191H174ZM178 189V190H176ZM198 189V190H197ZM260 189V188H259ZM260 189V190H261ZM64 190V192H63ZM74 190V192H73ZM102 190V191H101ZM116 190V191H114ZM120 190V191H119ZM122 190V191H121ZM141 192H140V191ZM160 190V191H159ZM171 190V191H170ZM196 190V192H194ZM200 190V191H199ZM24 191V193H23ZM44 191L47 193L44 194ZM81 191V192H80ZM101 191V193H100ZM120 193H118V192ZM146 191V192H144ZM163 191V192H162ZM166 191V192H165ZM174 191V192H172ZM178 191V192H176ZM259 192V190L257 189L256 192ZM30 192V193H29ZM32 192V194H31ZM65 194H63V193ZM94 192V193H93ZM114 192V193H113ZM117 192V193H116ZM149 192V194H148ZM172 192V193H171ZM180 192V193H179ZM229 192L228 191V195H229ZM230 192V193H231ZM52 193V192H51ZM50 193V195H51ZM59 194V192H57ZM57 193H54V194H57ZM86 193V194H84ZM107 193V194H106ZM141 193V194H140ZM155 193V194H154ZM164 193V194H163ZM193 193V194H192ZM204 193V194H203ZM248 193V192H246ZM250 193V191H249ZM24 194V196H23ZM30 194V195H29ZM81 194V195H80ZM108 195V196H105ZM136 194H137V197H136ZM146 194V195H145ZM148 194V195H147ZM172 194V195H171ZM183 194V195H182ZM206 194V195H205ZM245 193H242V195H244ZM17 195V193H16ZM47 195V197H45ZM61 195L65 196V197H62ZM104 195V196H103ZM150 195V196H149ZM168 195V196H166ZM203 195V196H202ZM37 196V197H36ZM62 197L64 199H61L60 200L62 201H58L56 200L57 198L59 197ZM97 196V197H96ZM101 196V197H100ZM111 196V197H110ZM141 196V197H140ZM148 196V197H147ZM157 196V197H156ZM159 196H160V199H159ZM164 196V197H163ZM207 196V197H206ZM220 196V195H219ZM223 196V197H224ZM231 196H233L231 194ZM246 196V195H245ZM17 197V196H16ZM50 199H49V198ZM107 197L108 200H107ZM119 197V198H118ZM154 197V198H153ZM239 197H242V196H239ZM47 198V200H46ZM105 198V200L103 199ZM114 198V199H113ZM117 198V199H116ZM132 198V199H131ZM141 198V199H140ZM155 198H158V199H155ZM200 198V199H199ZM234 199V197H231ZM244 198V196H243ZM28 199V201H27ZM49 199V200H48ZM55 199V200H53ZM125 199H126V202H125ZM153 199V200H152ZM168 199V201H167ZM210 199L212 201H210ZM237 199V200H236ZM17 200V201H16ZM19 200V201H18ZM39 200V201H38ZM100 200V201H99ZM148 200V201H147ZM156 200V201H154ZM208 200V202H207ZM232 200V199H231ZM256 200V199H255ZM258 200V199H257ZM256 200V201H257ZM261 201V199H259ZM37 201V202H36ZM44 201V202H43ZM50 201V202H49ZM69 201V202H68ZM135 201V202H134ZM145 201H147V203L149 204H145ZM176 203H175V202ZM225 201V202H224ZM233 201V200H232ZM258 201V202H260ZM264 201V200H262ZM18 203V206H16L15 204ZM105 202H107V204H105ZM123 202V203H122ZM192 202V203H191ZM255 202V201H254ZM252 202V203H254ZM15 203V204H14ZM25 203V204H24ZM43 203L46 204L47 208H44L42 207L43 206ZM59 203V204H58ZM69 203V204H67ZM93 203V204H94ZM158 203V204H159ZM166 203V204H165ZM175 203V204H174ZM189 203V204H188ZM197 203V204H196ZM200 203V204H199ZM237 203V204H236ZM256 203V202H255ZM28 204V205H27ZM52 204V205H51ZM63 204V205H61ZM138 204V205H137ZM152 204V203H151ZM157 204V203H156ZM155 204V205H156ZM157 204L158 207H160L159 205ZM183 204V205H182ZM203 204V205H202ZM206 204V205H205ZM257 205H262L264 204V202H261L258 204L256 203ZM67 205V206H65ZM113 205V206H112ZM135 205V210L133 208V206ZM154 205V206H155ZM187 205V206H186ZM192 205V206H191ZM208 205V206H207ZM243 205V206H241ZM253 206V204H251ZM250 205V206H251ZM28 206V207H27ZM58 206V207H57ZM124 206V207H122ZM126 206V207H125ZM132 206V207H130ZM156 206V207H157ZM175 206V207H174ZM239 206V207H238ZM247 206V207H246ZM255 206V204H254ZM264 206V205H262ZM261 206V207H262ZM38 207V208H37ZM57 207V208H56ZM71 207V208H69ZM73 207H76L73 209L72 211V208ZM113 207V208H112ZM137 207V208H136ZM29 208V209H28ZM63 208H66L67 211L64 212V209ZM116 210H111V209H115ZM140 208V209H138ZM211 208V209H210ZM220 208V209H219ZM227 208V210L225 209ZM240 208V209H239ZM252 208H255V207H252ZM259 208V207H258ZM42 209V210H41ZM56 209V210H54ZM61 209V210H59ZM70 209V210H68ZM121 209L123 211H121ZM128 209V210H127ZM132 209L135 210L133 213H132ZM158 208V210H160ZM176 209V210H175ZM197 209V210H196ZM207 209V210H206ZM227 211H225V210ZM261 209H264V207H262ZM23 210V211H22ZM41 210V211H40ZM45 212H44V211ZM120 210V211H119ZM212 210V211H211ZM22 211V212H21ZM50 211H53L55 213H53L52 215L55 217V218H52V220L54 221V224L55 225H59L60 223V226H62V223L63 226L61 229L65 228L68 229L69 231H66L67 233H64L63 230L59 229L58 227H55V230H53L52 228H49V229H52L51 231L55 232V233H51V231L48 229V226L51 227L48 223V220L49 218H51L50 216L48 217V215H50L52 212ZM111 211L113 213V211L116 213H113L111 214ZM128 211V212H127ZM130 211V212H129ZM142 211V212H141ZM148 211V210H146ZM161 211V210H160ZM244 211V212H243ZM254 211V212H253ZM260 211V209H259ZM21 212V213H20ZM42 212V213H41ZM48 212H50V214H48ZM63 212V213H62ZM189 212V213H188ZM205 212V213H204ZM232 212V213H231ZM236 212V213H235ZM65 213V214H64ZM68 213H71L70 217H68ZM126 213V214H125ZM147 212H145L144 214L146 215ZM173 213V214H172ZM221 213V214H220ZM235 213V214H234ZM73 214L74 216L76 217H73ZM137 214V216H136ZM259 214V215H258ZM0 215H2V211H0ZM23 215V216H22ZM67 215V216H66ZM113 215V217L110 219V217ZM117 215V216H116ZM121 218H120V216ZM124 215V216H123ZM129 215V217H128ZM165 215V214H164ZM163 215V216H164ZM198 215V216H197ZM245 215V216H244ZM115 216V217H114ZM131 216V217H130ZM135 216L134 223H130V218L133 219V217ZM141 218V221H140V218ZM175 216V217H174ZM230 218H228V217ZM18 217V218H17ZM73 217V218H72ZM88 217V218H87ZM91 217V219H90ZM118 217V218H117ZM127 217V218H126ZM166 217H163L166 219ZM188 217V216H187ZM186 217V219H187ZM200 217V218H199ZM220 217V218H219ZM239 217H243V218H239ZM66 218V219H65ZM68 218V219H67ZM69 218H71L70 220L72 221H68ZM75 218V220H77V223L75 221V223H73V219ZM189 218V217H188ZM211 218V219H210ZM214 218V219H213ZM219 220H218V219ZM226 218V219H225ZM238 218V219H237ZM19 219V220H18ZM85 219V220H84ZM105 219L107 221H105ZM119 219V220H118ZM122 219V220H121ZM143 219V220H142ZM169 219V220H170ZM176 219V220H175ZM190 219V218H189ZM236 219L237 221V224L234 225V227H232L233 225H231L232 222H234V220ZM1 220V218H0ZM46 220V221H45ZM91 220V221H90ZM137 220H138V223H137ZM168 220V222H169ZM20 221V222H19ZM42 221V222H41ZM50 221V220H49ZM85 221V222H84ZM88 221V222H87ZM114 221V222H113ZM121 221V222H119ZM126 221L129 222L130 225H128V223H125ZM132 221V220H131ZM144 221V222H143ZM167 221V220H166ZM178 221V220H177ZM214 221V222H213ZM227 223H226V222ZM230 221V222H229ZM36 222V223H35ZM56 222V223H55ZM66 222V223H65ZM91 222V224H90ZM94 222H97V223H94ZM99 222V223H98ZM118 222H119V225L120 227L121 226H127L128 227H131L132 224V228H126L124 226V230L127 232L129 231V235L130 236V241L128 239V242H132L131 244L128 242H126L128 244V246L123 249H117L118 247V241L117 243L115 244L114 242V232H112L113 230H116V232H118V230L121 228H117V226L114 224V223H117L118 225ZM124 222V223H123ZM172 222V221H171ZM190 222V224H191ZM203 222V223H202ZM220 222V223H219ZM250 222H248V227L249 225L251 224ZM255 222V223H256ZM51 223V222H50ZM70 223V224H69ZM88 223V224H87ZM94 223V224H93ZM223 223V224H222ZM225 223V225H224ZM236 223V222H235ZM243 223V222H242ZM255 223H252V225H254ZM259 223V222H258ZM262 223H264V220H262V222L260 223V226L262 225ZM34 224H39V225H34ZM52 224V223H51ZM66 224V225H65ZM73 224L74 227H73ZM112 224V225H111ZM127 224V225H126ZM140 224V225H139ZM144 224V225H143ZM195 224H191L192 228L193 226H195ZM240 226H239V225ZM42 225V226H41ZM54 225V226H55ZM65 225V226H64ZM138 225V227L136 226ZM238 225V226H237ZM257 225V223H256ZM15 226H17L15 228ZM44 226V227H43ZM53 226V227H54ZM70 226L73 228L71 230ZM84 226V227H83ZM88 226V228H87ZM94 226V228H93ZM112 226H116L114 227L115 229H113ZM136 226V228H135ZM142 226V227H141ZM195 226V227H196ZM212 225H210L211 227ZM236 226V232L234 231V228ZM247 226V225H246ZM249 227V228H252V227ZM79 227V228H78ZM82 227V228H81ZM98 227V228H97ZM107 227V228H106ZM112 227V228H111ZM189 227V226H187ZM199 227V226H198ZM196 227V230L197 228ZM204 226H200V230H202ZM207 227V226H206ZM204 227V228H206ZM218 227V226H217ZM224 227V228H223ZM233 229H232V228ZM257 227V226H256ZM255 227V228H256ZM259 227V226H258ZM33 228V229H32ZM45 228V229H44ZM58 228V229H56ZM117 228V229H116ZM134 228V230H133ZM138 228V229H137ZM192 228H190L191 230H193ZM203 228V230H204ZM215 228V227H213ZM211 228V229H213ZM231 228V229H230ZM243 228V227H242ZM261 227H259V230H260ZM3 229V230H2ZM92 229V230H91ZM108 229H113L111 230H108ZM136 229V230H135ZM195 229V228H194ZM241 228H239L238 231H241L240 230ZM254 229V228H253ZM12 230V231H11ZM15 230V231H14ZM46 230V231H45ZM59 230V231H58ZM81 230V231H79ZM87 230V231H86ZM105 230H106V233H105ZM124 230H121L119 235L121 236V234L123 233L122 231ZM185 230V229H184ZM188 230V228H187ZM199 228H198V231L200 232ZM233 230V233H231ZM245 229H242L243 232ZM248 230V229H247ZM246 230V232H247ZM250 230V229H249ZM252 230V229H251ZM250 230V231H251ZM256 230V229H255ZM258 230V228H257ZM254 231V232H258V231ZM35 231V232H34ZM62 231V233H61ZM78 231V232H77ZM186 231V230H185ZM189 231V230H188ZM250 231L248 233H250ZM5 232V231H4ZM60 232V233H59ZM68 232H70L68 234ZM81 232V233H80ZM190 232V231H189ZM228 232V233H227ZM235 232V233H234ZM13 233V234H12ZM51 233V234H50ZM57 233V234H56ZM76 233V234H75ZM78 233V234H77ZM103 233V234H102ZM110 233H113L111 234L112 236L109 238V235ZM118 233H117V240L118 239H123L122 237L118 236ZM140 233V234H139ZM180 233V232H179ZM185 233L184 232V237L182 238L181 235H179L178 233L176 234L177 236H175L176 240H177V237H178V240H177V245L175 246V243H174V252L175 253V257H176V261L175 262L174 260H172L175 264L178 263V264H199L198 263V256L196 257L195 259V255H200L201 254V258L202 260L205 261L206 264H240V262L242 260H239V259H235L234 260V254H230L229 251L227 252L226 250V253L224 251H222L223 253L221 254L222 256L220 257H213L211 256L210 254H208L209 251H207L208 247L205 248H197L195 247L196 249H198L199 251L197 252L195 248L192 247V245L190 244V237H191V232L188 233L190 235V237L188 238V234L187 236H185ZM231 233V234H229ZM33 234V235H32ZM41 234V235H40ZM116 234V233H115ZM124 234V233H123ZM128 233H125L124 235H127ZM182 234V232H181ZM198 234V233H197ZM201 236L203 234L199 233ZM229 234V235H228ZM72 235V238H70ZM81 235V236H80ZM87 235V236H86ZM89 235V236H88ZM124 235H122L124 237ZM133 237H132V236ZM175 235V234H174ZM183 235V234H182ZM200 235H199V238H200ZM227 235V236H225ZM2 236V237H1ZM4 236V237H3ZM10 236V237H8ZM35 236V237H34ZM50 236V237H49ZM53 236V238H52ZM55 236V237H54ZM62 236V237H61ZM75 236V237H74ZM86 236V237H85ZM67 237V238H66ZM174 237V236H173ZM198 237V236H197ZM204 237V236H202ZM232 237V236H231ZM2 238V239H1ZM59 238V239H58ZM63 238V239H62ZM70 241H68L69 239ZM74 238V239H73ZM103 238V239H102ZM112 238H113V242L112 241ZM129 238V237H128ZM230 238V237H229ZM53 241H52V240ZM57 239V240H56ZM79 239V240H78ZM102 239V240H101ZM184 239V240H183ZM189 239V241H188ZM201 239V238H200ZM243 238H241L242 240ZM49 240V241H48ZM82 240V241H80ZM85 240V241H84ZM110 240V241H108ZM174 240V238L172 239ZM179 240L180 243H179ZM202 240H205V239H202ZM224 240V239H223ZM227 240V238H226ZM240 240V241H241ZM246 238H244V241L246 243ZM73 241V242H72ZM116 241V240H115ZM139 241V240H138ZM186 241V242H185ZM200 241V240H199ZM249 241V240H247ZM29 242V243H28ZM48 242V243H47ZM80 242V243H79ZM84 242V243H83ZM87 242V243H86ZM99 242V243H98ZM102 242V243H101ZM109 242V243H108ZM135 242V244H136ZM174 242V241H173ZM173 242H171L170 244H172ZM176 242V241H175ZM202 242V241H201ZM199 242V243H201ZM242 242V241H241ZM250 242V241H249ZM4 243V244H3ZM39 243V244H38ZM44 243V244H43ZM55 243V244H54ZM79 243V244H78ZM105 243V244H104ZM204 243V242H203ZM239 243V242H238ZM53 244V245H52ZM81 244V245H80ZM86 244V245H85ZM125 244V245H127ZM205 244H206V241H205ZM243 244V243H241ZM241 244L239 243V245L241 246ZM55 245V246H54ZM77 245V246H76ZM88 245V246H87ZM111 245V246H110ZM114 245V246H113ZM185 245V246H184ZM201 245H204V244H200ZM246 245V244H244ZM243 245V246H244ZM99 246V248H98ZM104 246V247H103ZM108 246V247H106ZM131 246V247H130ZM137 246V244H136ZM136 246H135V249H136ZM173 246V244H172ZM172 246L170 247V252H172ZM205 246V245H204ZM248 246V248H247ZM251 245H246V248L249 250V252H251L252 254L256 253V250L253 249V247L250 248ZM35 247V248H34ZM47 247V248H46ZM59 247V248H58ZM65 247V248H64ZM72 247V248H71ZM111 247V248H110ZM116 247V248H115ZM129 247V248H128ZM190 247V248H189ZM69 248V249H68ZM75 248L76 251H75ZM86 248V249H85ZM99 250H98V249ZM115 250H112L114 249ZM172 248V249H171ZM176 248V249H175ZM33 249V250H32ZM48 249V250H47ZM73 249V251H72ZM130 249V250H129ZM38 250V251H37ZM52 250V251H51ZM59 250V251H58ZM68 250V251H67ZM82 250V251H81ZM129 250V251H128ZM182 250V251H181ZM66 251V252H65ZM70 251V252H69ZM98 251V252H97ZM111 251V252H109ZM114 251H116L114 253ZM124 251V253L122 252ZM205 251V252H204ZM61 252V253H59ZM87 254L84 255L86 256L84 259H83V254L80 256L81 253ZM103 252V254H102ZM132 252V253H131ZM178 252V253H177ZM181 252V253H180ZM43 253V254H41ZM46 253V255H45ZM53 253V254H52ZM74 253V254H73ZM111 255H110V254ZM115 254V256L113 254ZM173 253V255H174ZM210 253V252H209ZM232 253V252H231ZM50 254V255H49ZM60 254V255H59ZM99 254V255H98ZM109 254V255H108ZM118 254V255H117ZM157 254V252H156ZM172 254V253H171ZM184 254V255H183ZM191 254V255H190ZM220 254V253H219ZM225 254V255H224ZM40 255V257H39ZM56 255V256H55ZM98 257H96V256ZM124 255V256H123ZM127 255V256H126ZM172 255V259H175V257ZM186 255V256H185ZM194 255V257H192ZM217 254H215L216 256ZM232 255V257L230 256ZM26 257V260H25V257ZM32 256V258H31ZM38 256V257H37ZM105 256V257H103ZM111 258H110V257ZM117 258V259H115ZM122 256V257H121ZM183 256V257H182ZM190 256V257H189ZM219 256V255H218ZM44 257V258H43ZM159 253L158 255H155V258L148 264H156L159 260ZM185 257L187 259H185ZM189 257V258H188ZM200 257V256H199ZM42 258V259H41ZM46 258V259H45ZM67 258V259H66ZM98 258V259H97ZM104 258H106V260L104 261ZM121 258L123 260H121ZM215 258V259H214ZM29 259V260H28ZM36 259V260H35ZM51 259V260H50ZM114 259V260H113ZM152 259V258H151ZM260 259L257 258V261ZM15 260V261H14ZM35 260V262H34ZM39 260V261H38ZM62 260V261H61ZM98 260V261H97ZM122 262H120V261ZM128 262H127V261ZM190 260V261H189ZM192 260H193V263H192ZM201 260V261H202ZM262 260V261H261ZM14 261V262H13ZM33 261V262H32ZM38 261V262H37ZM110 261V262H108ZM112 261V262H111ZM240 261V262H239ZM247 262L245 263H250V264H254L252 262H248V260H246ZM260 261L262 262V264H264V259H260ZM18 262V263H17ZM27 262V263H26ZM29 262V263H28ZM53 262V263H52ZM209 262V263H208ZM244 262V259L242 261V263ZM259 262V261H258ZM257 262V263H258ZM204 263V264H205ZM241 263V264H242ZM260 263V262H259ZM140 264V263H138ZM201 264V263H200ZM202 264H203V261H202ZM261 264V263H260Z\"/></svg>",
	"mask_w": 264,
	"mask_h": 264
}]
</instances>
